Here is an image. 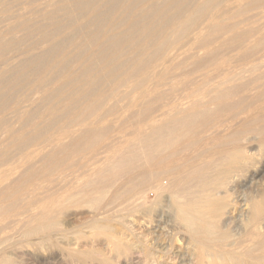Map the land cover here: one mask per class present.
<instances>
[{"label":"bare ground","instance_id":"6f19581e","mask_svg":"<svg viewBox=\"0 0 264 264\" xmlns=\"http://www.w3.org/2000/svg\"><path fill=\"white\" fill-rule=\"evenodd\" d=\"M24 1V0H23ZM45 1V0H44ZM44 1H41V3H43ZM49 1H53V0H49ZM57 1V0H56ZM59 2L61 1V4L62 2L63 3H67L66 5H70L71 7H73V10L74 9H77L78 8H74V7H81L83 6V4L85 5V7L83 9H86L87 11H90L93 10V12L96 13V15L98 16L99 14L103 15L104 12L106 11H109L111 10V15L113 12H115L114 10H117L118 7H121L119 6L124 0H108V1H104V3H98L94 0H58ZM99 1V0H98ZM130 1V0H129ZM135 2H137L136 0H134ZM141 1V0H140ZM150 0H148V3H149ZM227 1V0H226ZM232 1V0H231ZM239 1V0H236V2ZM256 0H251V4L249 3V5L251 6L252 5V2H255ZM260 1V0H257V2ZM262 1V0H261ZM20 2V1H19ZM19 2H17L19 4ZM29 1H26L25 3H28ZM54 2V1H53ZM95 2V3H94ZM144 2V0H143ZM224 2V0H153L152 2H150L149 5H146V6H149L150 9H147V13L146 11H144V13H146L144 15V17H148L147 20H149V18H153L152 20H149V21H145L143 22L142 19L140 20L139 17V21L136 22V19H135V23L134 25H131L132 22H130L131 24L128 26H125L124 29L122 30H118L120 28H115L113 30H110L107 34V36L105 37H102L98 32V35H100L102 38H99V40L96 41L95 37L90 35L89 37H94L93 40L95 41H92V38L90 41L92 42H95V46L93 47L94 49L92 48H89L87 45L88 43H86V46L88 47L86 49L83 48V44H82V48H83V51L81 49V53H80V56H79V53L78 54H73L74 56L73 57H77L79 56L80 61L78 63L77 66H75L71 72H70V78L72 79L73 81V77L75 75H81L82 72L84 70L87 69V64L89 66V69L87 70L88 72L90 71V69H92V66L94 68V65H91V63H93L92 61H95L96 60H93L94 57L99 54L100 51L101 52H104V51H107L104 50L102 51L103 49L105 48H108V51L109 50V47H113L112 48V51H110L109 53L113 52V49H117V52L119 51V54L123 52V54H126L124 53L125 52V45H128L126 43H129V45L131 46H136L140 44L143 45V51L147 52L146 49H149V48H152L153 51H151V54L148 56L146 55L147 59L148 57L150 58V61L151 60H157V58L162 55V53H164V51L166 52L167 50H165L168 45H171V43L174 45L173 42L171 41H175V39L177 38H180L182 36H184L185 34L188 36V39L192 38V41L193 39H200L201 37H203V34L201 33V29L200 31L198 29H196L195 27L197 26L198 27V24H199V28L202 27L200 26V24H204L203 20L205 17H207V15H209L210 11L212 8H214L215 6L217 7L218 4ZM228 2V1H227ZM240 2V1H239ZM244 2V1H243ZM242 2V4H243ZM250 2V1H249ZM22 3V2H20ZM33 3V2H32ZM47 3V0L46 2ZM51 2H49L48 4H50ZM92 3V4H91ZM94 3V4H93ZM98 3V4H97ZM125 3V2H123ZM129 3V2H128ZM238 3V2H237ZM245 3V2H244ZM248 3V2H247ZM246 3V4H247ZM258 3H261V2H258ZM16 4V5H18ZM46 4V6L48 5ZM97 4V5H96ZM135 4V3H133ZM231 4V3H230ZM230 4L226 3L224 4L223 7L226 6H229ZM234 4V3H233ZM241 4V5H242ZM242 5L244 7H246L245 5ZM256 4V3H255ZM14 5V4H13ZM30 5V4H28ZM41 5V4H40ZM39 5V6H40ZM53 5V3H52ZM87 5V6H86ZM132 5V4H131ZM137 5V3H136ZM144 5V3H143ZM142 5V6H143ZM248 5V4H247ZM263 4H261L262 6ZM15 6V5H14ZM25 6V4H24ZM50 6V9H49V12H51V5ZM63 7V5H61ZM140 6V5H139ZM142 6H141V10L142 9ZM144 6V7H146ZM236 6V5H234ZM234 6H232L234 8ZM250 6H248L247 8H249ZM254 6V5H253ZM252 6V7H253ZM258 6V4H257ZM256 6V7H257ZM260 4H259V7H261ZM23 5L20 7L22 9ZM53 7H56V5L54 4ZM59 7V6H57ZM127 7V5H126ZM132 7V6H131ZM229 10H231V8ZM237 7V6H236ZM235 7V8H236ZM241 7V6H239ZM264 7V5H263ZM18 8V7H17ZM17 8H14V12L15 9ZM18 8V10L20 9ZM34 7H32V9L30 8V11L33 10ZM44 8V6H43ZM60 8V7H59ZM65 8V7H64ZM63 8V9H64ZM222 8V7H221ZM227 9V7H225ZM232 8V9H233ZM9 9V8H8ZM24 9V8H23ZM40 11H41V6H40ZM55 9V8H54ZM52 9V10H54ZM62 9V8H60ZM62 9V10H63ZM69 9V8H68ZM71 9V8H70ZM69 9V10H70ZM120 9V8H119ZM146 9V8H145ZM223 9V8H222ZM220 9V10H222ZM225 10H222V12H224V14H226L225 12H227ZM237 9V8H236ZM235 9V10H236ZM241 8H239L240 10ZM252 9V8H251ZM11 10V9H10ZM25 10V9H24ZM43 10V9H42ZM45 10V8H44ZM43 10V14L45 13ZM57 10V9H56ZM61 10V13H65V19L67 18V12H63ZM66 10V9H65ZM76 10V11H77ZM113 10V12H112ZM126 10L124 7H123V10L121 9L120 12ZM129 10V9H127ZM132 10V8L130 9V11ZM21 11V10H20ZM29 10L27 9V12ZM29 11V12H30ZM80 11V9H79ZM87 11H85V14L88 13ZM247 11V10H245ZM22 12V11H21ZM34 12V11H33ZM42 12V11H41ZM48 11H46L47 13ZM47 13V14H52V13ZM59 11H56L55 15L56 14H59L57 13ZM71 12V11H70ZM82 12V11H81ZM119 12V13H120ZM220 12V11H219ZM241 12V11H240ZM11 15H12V11L10 12ZM17 13H20L17 11ZM35 13V12H34ZM32 13V14H34ZM40 13V12H39ZM69 13V12H68ZM74 13V11H73ZM83 13V12H82ZM94 13V14H95ZM118 13V15H119ZM128 15L129 14V11L126 12ZM125 13V14H126ZM132 13H133V10H132ZM134 13H136L134 11ZM213 13V12H212ZM229 13V12H228ZM227 13V14H228ZM236 13V11H235ZM235 13L233 14V16H235ZM238 13V12H237ZM36 14V13H35ZM47 14L45 16H47ZM76 14V12H75ZM78 14V13H77ZM76 14V16H77ZM93 14V13H92ZM93 14L92 18L95 16ZM114 14V13H113ZM124 14V13H123ZM124 14V15H125ZM126 14V16H127ZM214 14V13H213ZM223 14V15H224ZM23 15V14H22ZM60 15V14H59ZM58 15V16H59ZM70 15V14H68ZM88 15V14H87ZM117 15V14H116ZM133 15V14H132ZM139 15V14H138ZM136 14H134L133 16H138ZM142 15V16H143ZM10 16V15H9ZM8 16V17H9ZM15 16V15H14ZM52 16V15H50ZM75 16V18H76ZM84 16V15H83ZM91 16V15H90ZM100 16V15H99ZM98 16V17H99ZM126 16L125 17V21L126 20ZM215 16V15H214ZM218 16V15H216ZM220 16V15H219ZM22 17V16H21ZM36 17V21H37V15L34 16ZM56 17V16H55ZM71 17V16H70ZM78 17H82L80 15V12H79V15ZM101 17V16H100ZM128 17V16H127ZM132 17V16H131ZM6 18V17H5ZM12 19V17H10ZM15 18V17H14ZM57 18V17H56ZM60 18V17H58ZM62 18V17H61ZM91 18V17H89ZM88 18V19H89ZM91 18V19H92ZM104 19H106V17L102 16V20L101 18L98 20H101L103 21V24L105 25V22H107V20L104 22ZM110 18V17H109ZM112 18V17H111ZM116 18V17H115ZM119 18V17H118ZM135 18V17H134ZM137 18V17H136ZM210 18V17H209ZM208 18V20H209ZM226 18V17H225ZM9 18H7L8 20ZM10 19V20H11ZM26 19V18H25ZM31 19V18H30ZM29 19V20H30ZM42 19V18H41ZM53 19V18H51ZM50 19V20H51ZM55 19V18H54ZM64 19V18H63ZM62 19V20H63ZM117 19V18H116ZM145 19V18H144ZM207 19V18H206ZM205 19V22L208 21ZM228 19V18H226ZM259 19V18H258ZM57 20V19H55ZM69 20V19H68ZM78 20V19H77ZM87 20V19H86ZM96 20H97V17H96ZM94 20V21H96ZM253 20V19H252ZM4 21V20H3ZM24 21V20H23ZM32 21V20H30ZM71 21V20H70ZM72 21H76V20H72ZM93 21V20H91ZM101 21H99V24L101 25ZM114 21V20H112ZM111 21V22H112ZM117 21V20H115ZM123 20H119L118 22H122ZM225 21V20H223ZM54 22V21H53ZM62 22V21H61ZM81 22V21H80ZM98 22V21H97ZM97 22H95V24H97ZM110 22V21H109ZM124 22V21H123ZM210 22V21H209ZM256 22V21H255ZM21 23V21L19 22ZM24 23H27L28 24V21H24ZM37 23V22H36ZM52 24V22H50ZM85 24V22H83ZM90 23V21H89ZM93 23V22H91ZM128 23V22H127ZM207 23V22H206ZM59 24V23H56V25ZM64 24V23H63ZM71 24V23H70ZM82 24V23H81ZM98 24V27L97 25L95 26L94 24H92L93 26L99 28V25ZM107 24V23H106ZM111 24V23H108V25ZM113 24H116L117 23H113ZM119 24V23H118ZM124 24V23H123ZM122 24V25H123ZM210 24V23H209ZM237 24V23H236ZM22 25V24H20ZM26 25V24H25ZM40 25L39 28H44L42 27L41 25H43V22L42 24H38V26ZM53 25V24H52ZM66 25V23H65ZM68 25H69V21H68ZM73 25V24H72ZM90 25V24H89ZM91 25V27H92ZM103 25V27H105ZM112 25V24H111ZM110 25V26H111ZM214 25V24H213ZM16 26V25H14ZM13 26V27H14ZM19 26V24L17 25ZM37 26V27H38ZM54 26V25H53ZM61 26V25H59ZM63 26V25H62ZM61 26V27H62ZM78 26V25H77ZM83 26V25H81ZM115 26V25H114ZM112 26V28L114 27ZM138 26V28L136 27ZM206 26V24H205ZM222 26L225 27V25L223 24ZM227 26V25H226ZM45 27H48L45 26ZM58 27V25H57ZM60 27V28H61ZM63 27H66L67 28V25L66 26H63ZM76 26H74L75 28ZM85 27V25H84ZM136 27V28H134ZM214 27V26H213ZM220 27V26H219ZM245 27V26H244ZM33 28V27H32ZM55 28V26H54ZM73 28V29H74ZM77 28V27H76ZM79 28V26H78ZM111 28V27H110ZM109 28V29H110ZM223 29V27H220ZM219 28V29H220ZM228 28V27H227ZM226 28V30H227ZM232 28H234L232 26ZM231 26L229 29H232ZM34 29V28H33ZM51 29V28H50ZM49 29V30H50ZM57 31L56 32H59L60 30L62 29H59L56 28ZM55 29V30H56ZM65 29V28H63ZM72 29V28H71ZM72 29V30H73ZM83 29L80 27V30ZM91 31L88 32V34L86 35H89V33H92V28H90ZM96 29V28H95ZM104 29V28H103ZM196 29V30H195ZM222 29L221 32H222ZM228 29V30H229ZM43 30V29H42ZM41 30V31H42ZM54 30V31H55ZM59 30V31H58ZM68 30V29H67ZM78 30V29H77ZM80 30L76 31V30H73L75 33H80ZM94 30V29H93ZM118 30V31H117ZM136 30V31H135ZM198 30V31H197ZM205 30V29H204ZM208 30V29H207ZM215 30V29H214ZM224 30V29H223ZM226 30H224L226 32ZM227 30V32H228ZM233 30V29H232ZM33 31V30H32ZM45 31V30H44ZM72 31V33H73ZM98 31V29H97ZM106 31V29H105ZM117 31V32H116ZM135 31V33L137 32L139 35L141 34V38L137 41H132V38L134 36H131L132 34H129V33H133ZM195 31V32H194ZM197 31V32H196ZM218 31V29L216 30ZM258 33L259 30H257ZM256 31V33H257ZM261 31V30H260ZM29 32V30L27 31ZM36 32V33H34ZM34 35L37 34L40 38V35L37 33V31H34ZM63 32V31H62ZM68 32V31H65V33ZM70 32V30H69ZM86 32V33H87ZM203 32V31H202ZM211 33V30L209 29V31ZM207 32V33H208ZM221 32L219 33L221 35ZM250 32V31H249ZM13 33V32H11ZM26 33V32H25ZM40 33V32H39ZM42 33V32H41ZM45 32H43V34L41 35V37H43ZM48 35L51 36V34H49V32H47ZM45 33V34H47ZM61 33V32H59ZM82 33V31H81ZM85 33V32H84ZM144 33H145V36H144ZM204 33V32H203ZM218 33V32H217ZM229 33V32H228ZM252 33V32H251ZM251 33L249 36H246L248 38L245 37V41L246 39L248 40L249 37L251 36ZM254 33V32H253ZM252 33V34H253ZM256 33L255 35L253 34V36L255 37L256 36ZM31 34V32H30ZM29 33L27 34L30 35ZM64 34V33H63ZM97 33H94V35H96ZM137 34V35H138ZM190 34H193L190 36L189 38V35ZM213 34V33H212ZM223 34V33H222ZM261 34V33H260ZM33 35V36H34ZM53 35L54 37L57 35H55V32H53ZM59 35V34H58ZM70 35V34H68ZM72 35H76V34H72ZM81 35V34H80ZM85 35V34H84ZM85 35V36H86ZM207 35V34H206ZM46 36V35H45ZM78 36V35H77ZM83 36V34L81 35ZM80 36V37H81ZM136 36V35H135ZM208 36H209V33H208ZM219 36V35H218ZM233 36H237L235 33ZM2 37V35H1ZM14 37V36H13ZM53 37V38H54ZM61 37V36H60ZM73 37V36H72ZM84 37V36H83ZM137 37V36H136ZM139 37V36H138ZM205 37V35H204ZM213 37V36H211ZM220 39L222 37L219 36ZM232 37V36H231ZM231 37H230V40H231ZM30 38V37H29ZM47 38V37H46ZM52 38V36H51ZM65 40L68 38L67 36L64 37ZM64 38H59L57 37L56 39L54 38L53 40L55 41H52L51 44H45V45H41L39 44V47H36V49H25V50H22L20 51L19 53H13V52H10V51H13L11 48L15 49L13 46L16 45L17 43V40L13 39V38H10L8 39L5 43H3V45L0 47V57L3 56L4 54H6V57H4L1 62H0V81L1 80H4L3 78V75L5 73H10L11 72V68H9V65H15V64H19V62L25 57H32L33 59H31V61H34L30 66L29 68H26L24 70L21 69V73L17 76H14L13 75V78L10 79L8 82L11 83V84H18L20 82H22L24 79H26V75L27 76L29 75H34L35 73H38V74H42V72H44L43 68H45V63L47 64V59L44 60V57H42L44 55V53H46V51H49V50H52L54 52V54L59 50L60 51V42L61 43H65L63 40ZM76 38V36H75ZM79 38V37H78ZM85 38V37H84ZM82 38V39H84ZM206 38V37H205ZM241 38V37H240ZM256 38V37H255ZM253 38V39H255ZM4 39L1 38L0 41L2 42ZM6 39V38H5ZM69 39V38H68ZM72 38H70V41H71ZM131 39V40H130ZM181 39V38H180ZM179 39V41H180ZM41 40V39H40ZM44 40V39H43ZM48 40H50L48 38ZM74 40V39H72ZM86 40V39H85ZM178 40V39H177ZM176 40V41H177ZM191 40V39H190ZM202 40V39H201ZM211 40V38H210ZM228 40V38L226 39ZM224 39V41H226ZM250 40V39H249ZM24 41V40H23ZM36 41V39H35ZM42 41V40H41ZM47 41V40H46ZM67 41V40H66ZM78 41V40H77ZM192 41H190L192 43ZM203 41V40H202ZM201 41V43H202ZM222 41V42H224ZM233 41V40H232ZM243 41V42H245ZM251 41V40H250ZM27 42V41H26ZM24 42V43H26ZM72 42V41H71ZM80 42L81 44V41H78V43ZM87 42V41H86ZM89 42V41H88ZM171 42V43H170ZM207 42V40L205 41ZM229 42V40H228ZM253 42V41H252ZM256 42H257V45H252V48L253 46L254 47H257L261 44H264V34L259 37L256 38ZM21 43V42H20ZM30 43V42H29ZM32 43V42H31ZM37 43V42H36ZM43 43V42H42ZM47 43V42H46ZM85 43V42H84ZM200 43V42H199ZM208 43V42H207ZM210 43V42H209ZM240 43V42H239ZM242 43V42H241ZM255 43V42H254ZM38 44V43H37ZM90 44L92 45V43L90 42ZM123 44H125L123 46ZM177 44V42H176ZM181 44L182 42L179 44V49L181 47ZM224 44V43H223ZM228 44V43H227ZM230 44V43H229ZM235 44V43H233ZM18 45V44H17ZM23 46H25V44H22ZM31 45V44H30ZM34 45V44H33ZM66 45V43L64 44ZM62 45V46H64ZM72 45V44H71ZM70 45V46H71ZM77 46V44H75ZM128 45V46H129ZM178 45V44H177ZM225 45V44H224ZM251 45V43H250ZM20 46V45H19ZM48 46V49L45 50ZM67 46V45H66ZM69 46V45H68ZM67 46V47H68ZM74 46V47H76ZM80 46V45H79ZM90 46V45H89ZM131 46H129V49L131 48ZM172 46V45H171ZM197 46V45H196ZM201 46H203V44H201ZM206 46V44H205ZM221 46V45H220ZM223 46V45H222ZM230 46V45H229ZM26 47V46H25ZM78 47V46H77ZM92 47V46H91ZM174 47V46H173ZM176 47V46H175ZM191 47V46H190ZM189 47V49H190ZM204 47V46H203ZM202 47V48H203ZM207 47V46H206ZM20 48V47H19ZM22 48V47H21ZM72 50L74 49L73 46H71ZM79 48V47H78ZM124 48V50H123ZM142 47H140L141 49ZM171 48V47H169ZM197 48V50L199 49L198 47H195V49ZM205 48V47H204ZM203 48V49H204ZM77 49V48H76ZM74 49V51L76 50ZM80 49V48H79ZM128 49V47L126 48V50ZM128 51H132L133 49H130ZM134 49H136L134 47ZM138 49V48H137ZM136 49V50H137ZM139 49V50H140ZM168 49V48H167ZM17 51V49H15ZM68 49L66 48L65 50V54L58 58L57 61H53L52 64L49 66V69L52 70L51 71V74L53 73L54 69H59L60 68V72H62L63 70L61 69H64V65L66 64L65 62H68V60L71 58V56H69V52H72L71 49L70 51L67 53ZM88 52H87V51ZM141 50V51H142ZM171 50V49H169ZM168 50V51H169ZM174 50V49H173ZM172 51H169V52H173ZM194 50V49H193ZM201 50V49H199ZM198 50V51H199ZM206 50V49H205ZM221 50H222V47H221ZM220 50V51H221ZM245 50V48H244ZM56 51V52H55ZM107 51V52H108ZM116 51V50H115ZM127 51V53H128ZM142 51V52H143ZM179 51V50H178ZM181 51V50H180ZM195 51V50H194ZM216 51V50H215ZM260 51V50H259ZM13 53V54H10V53ZM76 52V51H75ZM73 52V53H75ZM77 52H78V49H77ZM76 52V53H77ZM96 52V53H95ZM100 52V53H101ZM133 52V51H132ZM131 52V54H132ZM138 52V50H137ZM140 52V53H142ZM209 52V51H208ZM218 52V51H217ZM223 53V51H221ZM9 53V55H7ZM52 53V52H51ZM61 53V52H60ZM144 53V52H143ZM167 53V52H166ZM165 53V54H166ZM200 54V51L198 52ZM221 53V54H222ZM53 54V55H54ZM72 54V53H71ZM116 54V52H115ZM118 54V53H117ZM115 55L116 57L118 55ZM134 54V52H133ZM148 54H149V51H148ZM192 54V53H191ZM208 54H211L210 52ZM107 55V53H106ZM110 55V54H109ZM140 55H144L145 54H140ZM177 55V53H176ZM195 56V53L192 54ZM198 55V54H197ZM201 55V54H200ZM262 55V54H261ZM101 56V55H100ZM114 55H111V57L113 59H115L113 57ZM122 56V55H121ZM143 56V57H144ZM168 56V54H167ZM172 56V55H171ZM217 56V54H216ZM22 57V59H20ZM42 57L43 58V61H42V58L40 61L39 58ZM120 57V55H119ZM128 57V56H127ZM145 57V58H146ZM165 57V56H164ZM163 57V58H164ZM213 57V56H212ZM262 57V56H261ZM52 58V57H51ZM74 58V59H75ZM78 58V59H79ZM98 58V57H97ZM100 58V57H99ZM111 58V59H112ZM123 58V57H122ZM121 58V59H122ZM142 59V56H139L137 57L136 55V59ZM177 58V56H176ZM199 58V55L197 57V59ZM200 58H203L200 56ZM77 59V60H78ZM101 59V58H100ZM111 59H108L109 61ZM127 59V58H126ZM132 59V58H130ZM129 59V60H130ZM134 59V58H133ZM161 59V58H160ZM169 59V58H168ZM167 59V60H168ZM175 59V58H174ZM214 59V58H213ZM216 59V58H215ZM221 59V58H220ZM26 60V59H25ZM28 60V59H27ZM76 60V59H75ZM103 60V59H101ZM105 60V59H104ZM116 60L117 63L116 65L120 66V64L122 62L119 61V59L117 58ZM145 60V59H144ZM163 60V59H162ZM166 60V61H167ZM186 60V59H185ZM203 59H200V63L202 62ZM217 60V59H216ZM124 61H126L124 59ZM123 61V62H124ZM133 61V60H131ZM135 61V60H134ZM133 61V63H134ZM138 61V60H136ZM135 61V62H136ZM143 61V60H142ZM149 61V62H150ZM194 61V60H193ZM192 61V62H193ZM204 61H205V58H204ZM24 62V61H23ZM28 62V61H27ZM50 62V61H48ZM103 62V61H102ZM108 61H104L105 64H107ZM111 62V61H110ZM141 62V61H140ZM146 62V60H145ZM159 62V61H158ZM206 62V61H205ZM51 63V62H50ZM98 62L95 63V67H96V64ZM131 63V64H133ZM137 63V62H136ZM142 63V62H141ZM144 63V62H143ZM147 63V62H146ZM152 63V62H150ZM149 63V64H150ZM163 63V62H162ZM195 65H196V62H194ZM193 63V64H194ZM26 64V63H25ZM126 64V63H125ZM129 64V63H128ZM128 64H126L127 66H129ZM130 64V65H131ZM148 64V63H147ZM215 64V63H214ZM259 64V63H257ZM256 64V65H257ZM68 64H66L65 66L67 67ZM108 65V64H107ZM110 65H112L110 63ZM115 65V64H114ZM112 65L114 68L115 66ZM135 65V64H133ZM137 65H140L139 63H137ZM136 65V66H137ZM202 65V63H201ZM251 65V64H250ZM63 66V67H62ZM98 66V64H97ZM110 66V67H112ZM124 66V63L123 65ZM125 67V68H129V67ZM143 66V65H141ZM140 66V67H141ZM144 66L146 67V65L144 64ZM143 66V67H144ZM163 66V65H162ZM196 66H199L196 65ZM206 66V64H205ZM249 66V65H248ZM24 67V66H23ZM47 67V66H46ZM86 67V69H84ZM102 67V65L100 66ZM107 67V66H106ZM108 67V68H110ZM111 68V69H114V68ZM121 67V66H120ZM120 67L117 68L118 70H120ZM139 67V68H140ZM144 67V68H145ZM148 67V66H147ZM158 67L160 68L161 66L158 65ZM207 67V66H206ZM254 67V66H253ZM70 68V67H68ZM72 68V67H71ZM98 68V67H97ZM105 68V67H103ZM123 68V67H122ZM124 68V69H125ZM131 68V67H130ZM138 68V66H137ZM136 68V69H137ZM138 68V69H139ZM156 68V67H155ZM198 68V67H197ZM204 68L203 66L201 67V69ZM255 68V67H254ZM96 69V68H95ZM101 69V68H100ZM110 69V70H111ZM123 69V71H124ZM135 68L133 69L134 71L136 70ZM136 70V71H139L140 70ZM151 69V67L149 68ZM157 69V68H156ZM199 69H200V66H199ZM253 69V68H252ZM251 69V70H252ZM256 69V68H255ZM16 70V69H15ZM24 70V71H23ZM66 70H69V69H66ZM66 70L65 73H66ZM93 70V69H92ZM97 70V69H96ZM99 70V68H98ZM97 70V71H98ZM104 70V69H103ZM115 70V69H114ZM132 70V74L133 73H136V71L134 72ZM143 72H144V69H142ZM161 70V68H160ZM165 70V69H164ZM234 70V69H233ZM250 70V69H248ZM58 71V70H57ZM87 71H84V75L86 74L85 72ZM94 71V70H93ZM106 71V70H105ZM112 71V70H111ZM122 71V72H123ZM126 71V70H125ZM129 71V70H128ZM146 71H147V68H146ZM146 71L144 72V74L146 73ZM196 71V70H195ZM194 71V72H195ZM218 71V70H217ZM241 72V70H239ZM47 72V71H46ZM55 73L54 74V77L56 76V71H54ZM59 72V71H58ZM100 72H103L105 73L104 71H100ZM121 72V71H120ZM130 72L128 73V75H130V77L132 76H135L130 74ZM142 72V71H141ZM140 72V73H141ZM163 72V71H162ZM233 72V71H231ZM244 72V71H243ZM247 72V71H246ZM250 72V71H248ZM64 73V74H65ZM81 73V74H79ZM98 73V72H97ZM107 74H104L105 77H107L106 75H108L109 72H106ZM116 73V72H115ZM125 73V72H124ZM138 73V76L139 74ZM165 73V72H164ZM163 73V75H164ZM205 73V72H204ZM235 73H238L235 72ZM264 73V72H263ZM49 74V73H48ZM59 74V73H57ZM102 74V73H100ZM147 74V73H146ZM145 74V75H146ZM157 74V72H156ZM228 74V73H227ZM240 74V73H239ZM238 74V75H239ZM251 73H249L250 75ZM61 75V74H60ZM89 76V73L86 74ZM90 75H91V72H90ZM92 75H94V73H92ZM119 77H120V74H118ZM117 75V77H118ZM125 79L126 80L128 77H127V74H125ZM132 75V76H131ZM137 75V74H136ZM142 75V74H141ZM144 75V76H145ZM150 74H148L147 76H149ZM169 75V74H168ZM225 75V74H224ZM236 74V76H238ZM248 75V76H249ZM6 76V74L4 75V77ZM45 76V75H43ZM47 76V74H46ZM50 75H48L47 77L50 79L49 77ZM83 76V75H81ZM104 76L102 77V75L100 76H96V77H100L99 80L101 81L102 78H104ZM115 76V74H114ZM145 76V77H147ZM158 76V74H157ZM157 76H155L157 78ZM166 76V75H165ZM223 76V75H222ZM221 76V77H222ZM242 76V75H241ZM244 76V74H243ZM259 76V75H258ZM262 76V74H261ZM260 76V77H261ZM33 77V76H32ZM36 77V76H35ZM38 77V76H37ZM58 77V75H57ZM62 77V76H61ZM59 77V78H61ZM80 77V76H79ZM77 77V78H79ZM85 77V76H84ZM82 77V78H84ZM110 77V76H109ZM118 77V78H119ZM127 77V78H126ZM218 77V76H216ZM220 77V75H219ZM218 77V78H219ZM225 77V76H224ZM229 77V75H228ZM231 77V76H230ZM223 79V80H219L217 82V85L216 86H213V93H212V96H207V97H211L210 99V103L212 105V101H216V100H220V102L218 103H215L216 105L215 106H210V105H207V102H204V101H197L195 103H192L190 105V102L188 103V107L186 106L183 110H179L177 112H174L173 114H169V116H165L166 113L164 112H167V111H164L162 113H158L156 117H152L151 121H149V123L147 124L146 127H143V128H140V131L138 134V136L136 135H133V136H136L132 141L130 139L129 143L125 142L128 146L126 147H123L122 144L121 146L123 147L122 150H115L116 152H112L111 155L109 156H106V158L104 159L103 156L101 159H104L103 162V166L102 167H93L94 170L92 169V166L91 164L90 167H91V172L85 177H81L80 180L77 179V181L74 182L73 186L70 187V190L68 188L67 191H64V194L62 196H58L59 198L57 200H53V202H51L50 205H45V206H40V208H33L32 207L34 206H31V203L32 202H35L39 204V201L41 202H45L44 200V196H46L47 194L51 193L50 192V189H51V183L57 179V177L59 175H57V177L53 175H56L57 173H61L62 171H65L66 168H64V166L62 165V162L65 163V159L66 157L69 158L71 155L73 156V153H75V151H78V150H82V148L84 147H89L90 146H94L96 145L97 143H102L104 142L105 140H103L105 137H106V131L107 130H110V129H115V128H112L115 127L114 126V123L112 122H109V124L107 125V122H105V124H101L100 123V119H97V120H87L89 119V117L86 119V121H88V123L85 122V124H81L79 126H76L77 127H74L72 130H70L68 132V134H63V138L64 139H61L57 140V137L56 136L54 138V136H52L53 132L50 134L49 132V135H47V122L42 120L40 117V109H41V106L43 105V103L46 101V100H49L51 101L50 99L54 98L53 95H56L57 96V93L56 91H58V89H60L62 86H63V83H62V86H60V88H57V90H53L52 88V91L51 92H44L45 94H42L41 96H36L35 100H33L32 102H29L28 104L26 105H23V106H19L17 107L15 105L16 101L13 102V100L17 97V92L18 91V87H15V89L11 90L14 86H12V88H10V94H7V90L5 92V90H1V93L5 92L6 94L3 95V97L5 96V100L4 101H0V125H2V123L6 125H9L7 124V120H12V121H15V122H18L19 124L21 123H26V122H31V126L32 128L28 129L26 131L25 134H21L22 136H17L16 139H15V143L18 145V146H21L20 148H23L22 146H30L31 145V148L29 149V147H26L28 148L26 151V157L27 159L23 162V160H18V161H22L19 163V165H14L16 161V158H14L15 160L13 165L9 162V164L6 165L7 161L11 160L10 156L9 157V160H3V157H2V153L0 154V166L2 165H6L5 168H0V264H18L17 262V258H19L20 254H27L28 256L29 255H32V256H37L38 254L42 253V255H44V257L46 258H50L52 255H61V252L63 253V251L65 252V250H63L64 248H62V251H60L56 245V242H59V240L61 239H64L68 236V234L70 233V230H71V227H68L65 225L64 227V223L62 224V220L59 218L60 215L62 214L63 215V209L66 208V206L68 207V205H74V206H78V207H81L85 213H87V217H89L88 221V225L89 227L93 228L94 230H96L98 233H100L102 236H104L103 239H105V241L107 242L106 244H108L109 246V251L112 253L113 255V258H114V255L117 256L118 258L120 257H125V258H130L131 256H133L132 254H135V253H138V249H134L132 248V240L129 241V239L127 238V234L128 233H124V226L121 225V223H124L125 220L123 221L122 219V222H119L118 224H116L118 221L115 220V222H113L111 219H110V216L108 214V207L110 205H112L114 203V201L117 199L119 200L120 199H129L130 202H127V204H129L128 206H131V209H134L135 207H137V205H139V207L141 206L142 210L141 212L143 213V215H145L146 217L148 218H151L152 216H155V217H163V216H166V217H169L170 220H172V222L174 221L175 224L177 225H180L182 228H183V231L181 232L182 236L185 237V239L188 241L189 245H190V248H189V257L186 258L187 261L189 264H264V193H261L260 191H256L257 193H253V192H249L250 194H248L246 197H244L243 199H240V201L238 200V202L236 200H231V199H225L227 197L224 198V196H220V198H218L217 194H220L221 191L225 190V193L224 194H227L226 193V189H223L221 191H219V189L217 188H221V187H225V185H229L231 186L230 184L236 182V179L239 178H243L245 176V174L243 173H247L248 171H250V169L254 168V166L256 165V161H257V158L259 157H262V154H264V140L261 141V140H257V136L258 134L256 135V137H254L252 140H254L258 147H260V150H261V153L260 154H253L251 151L250 152V146L251 145H254V144H248L247 145V142L245 143H241L240 140H245L244 138H242V136H240V134L238 133H235L233 132L232 135L230 136V138H234L233 141H230L228 142L227 144L223 145V148L218 150L217 151V154L216 156H214L215 158L212 159L213 161H211L210 159V164H212L213 168H209V173L212 169H215L214 171L216 172L215 174V177L218 176L215 180V183L212 181V178L214 176H212L211 178V181L210 179L208 180L206 177H200L203 175V173L201 175H198L196 172V166L198 164L196 163V166L192 169L193 170H190V164L188 163L189 166V170L191 172H194L195 174H197L196 176L200 177L199 179H197V187L195 190L198 189H201L203 191V189H205L207 186L211 185L209 189H217L218 190V193H216V196H215V192L214 194H211L210 195V198L212 195H214L215 197H217V199H215L214 197L213 198H207L209 196V189L207 191L206 194L204 193H199V195L197 193H192V192H188L186 191L187 189L185 188L186 184H188V182L185 183L186 180H184V177H182L183 175L180 176H176V175H173V170L174 168H178L177 170H180V166L181 165H178L179 167L175 166V160L174 158L177 157L178 155H182V153L186 150L187 152H190V148L189 146L193 145V143L195 145H193V148L195 146H197L196 142H198L201 137L199 138H196L198 139V141H190V137L191 135H194L195 133L198 132V130L200 129V131L202 130L201 128L203 127H206V125L209 127V124L208 122L210 121L211 118H214L217 117V114L219 113V115L223 112H220L221 111V107L219 108L221 102H223L225 99L229 98V97H233V95L236 94L237 91H240L241 92L244 90L243 89V86H246L247 85V82L246 80H239L237 81L236 79ZM235 77V75L233 76V78ZM260 77H256L257 79L260 78ZM264 76H262L261 78H263ZM30 80L31 78L28 77ZM42 77L40 76V79ZM48 78L46 80H48ZM87 78V77H86ZM86 78L84 79H80L81 80H85ZM140 78V77H139ZM137 78V79H139ZM144 79V77H142ZM159 78V76H158ZM244 78V77H243ZM249 79V77H247ZM28 79V80H29ZM36 79V78H35ZM38 79V78H37ZM43 79V78H42ZM52 79V78H51ZM90 79V78H89ZM93 79V78H92ZM110 79H113L112 77ZM131 79V78H129ZM128 79V80H129ZM148 79V78H146ZM165 79V78H164ZM167 79V78H166ZM220 79V78H219ZM257 79H253L254 81H259ZM33 80H34V77H33ZM45 80V78H44ZM45 80V81H46ZM96 82L98 80L94 79ZM98 80V81H99ZM122 80V79H121ZM161 80V79H159ZM195 80V79H194ZM206 81V79H204ZM203 80V81H204ZM253 80H250L251 82ZM263 80V79H262ZM32 81V80H31ZM30 81V82H31ZM35 81V80H34ZM50 81V80H49ZM56 81V80H55ZM92 81V80H91ZM105 81V78L104 80L102 79V82ZM113 80H111L112 82ZM123 81V80H122ZM146 81V80H145ZM148 81V80H147ZM146 81V82H147ZM157 81V80H156ZM204 81V82H205ZM208 81V80H207ZM264 81V80H263ZM33 82V81H32ZM31 82V83H32ZM53 82V80L51 81V83ZM58 82V79L57 81ZM74 82V81H73ZM86 82V81H85ZM89 82V80L87 81ZM93 82V81H92ZM93 82V83H94ZM108 82V81H107ZM132 84L133 82L130 81ZM129 82V83H130ZM135 82H139V81H135ZM171 82V81H169ZM1 83V82H0ZM24 83V81L22 82ZM21 83V85H22ZM26 83V81H25ZM38 83V81H36V84ZM41 83V82H39ZM50 83V84H51ZM55 83V82H54ZM82 83V82H81ZM84 83V82H83ZM98 83V82H97ZM112 83H115V82H112ZM128 83V82H127ZM143 83V82H142ZM159 83V81H158ZM186 83V82H184ZM209 85H210V82H208ZM212 83V82H211ZM214 83V82H213ZM253 83H256V82H253ZM264 83V82H263ZM13 84V85H14ZM42 84V83H41ZM48 84V83H47ZM66 86L67 83H64ZM74 84V83H73ZM95 85L98 86V84L94 83ZM92 84V85H94ZM111 85V83H109ZM141 84V83H139ZM138 84V87L139 89L141 90V87L140 85ZM146 84V83H145ZM149 84H152L150 83V79H149ZM258 84V82H257ZM260 84V83H259ZM26 84H24V87H28L25 86ZM35 85V84H34ZM33 85V86H34ZM43 85V86H42ZM41 86L42 87H45L44 85L45 84H42ZM49 85V84H48ZM71 85V84H70ZM80 85V84H79ZM78 85V86H79ZM104 85V84H103ZM116 84H114L115 86ZM125 85H128V84H125ZM161 85V84H159ZM168 85V84H167ZM180 85V84H179ZM212 85V84H211ZM250 85V84H249ZM256 85V84H255ZM263 85L262 87H264V84H261ZM10 86V85H9ZM23 86V85H22ZM21 86V87H22ZM36 87H39L37 85H35ZM63 86V87H64ZM72 86V85H71ZM75 86V85H74ZM77 86V85H76ZM78 86L76 87V89L78 88ZM82 86V84H81ZM80 86V88H81ZM84 86V85H83ZM101 86V85H100ZM122 86L124 85H121V88ZM144 85H142L143 87ZM149 85H147L148 87ZM184 86V85H183ZM205 86V83L201 85V87H204ZM208 86V84H207ZM251 86V85H250ZM1 87V86H0ZM22 87V88H24ZM35 87V88H36ZM67 87V86H66ZM93 87V86H92ZM92 87H90V89H92ZM106 87V86H104ZM110 87V86H108ZM116 87V86H115ZM113 87V89L115 88ZM125 87V86H124ZM129 87V86H128ZM134 87H137V85L133 86L132 88ZM137 87V88H138ZM145 87V86H144ZM200 87V88H201ZM249 87V86H248ZM256 88L258 87V85L255 86ZM261 87V86H260ZM6 88V87H5ZM33 87H31L32 89ZM46 88V87H45ZM44 88V89H45ZM65 88V87H64ZM68 88V87H67ZM87 88V87H86ZM84 88V89H86ZM94 88V87H93ZM97 88V87H95ZM112 88V87H111ZM149 88H152V87H149ZM148 88V89H149ZM179 88V87H178ZM242 88V89H241ZM39 88H37L38 90ZM56 89V88H54ZM62 89V88H61ZM60 89V91H61ZM89 89V88H88ZM89 89V90H90ZM124 88L120 89V90H123ZM125 89H127L125 87ZM136 89V88H135ZM183 89V88H182ZM202 89V88H201ZM252 89V88H251ZM255 89V88H254ZM24 90V89H23ZM43 90V89H42ZM51 90V89H50ZM63 90V89H62ZM80 90V89H78ZM100 90V89H99ZM105 90V89H104ZM128 90V89H127ZM176 90V89H175ZM253 90V89H252ZM264 90V88H263ZM13 91V92H12ZM22 91V90H21ZM65 91V90H64ZM93 91V90H92ZM96 91V90H95ZM115 91V89H114ZM117 91V90H116ZM147 91V90H146ZM149 91V90H148ZM207 91V90H206ZM260 91V90H259ZM259 91H255L254 90V94L256 92V96L258 94ZM12 92V93H11ZM41 92V91H39ZM38 92V93H39ZM56 94H55V93ZM100 92V91H99ZM110 92V91H109ZM107 91V93H109ZM133 91L131 90V93ZM138 93V91H136ZM152 92V91H151ZM165 92V91H164ZM193 92V91H192ZM208 92V91H207ZM249 92V91H248ZM9 93V92H8ZM37 91H36V94L38 95ZM62 93V91H61ZM69 93V92H68ZM66 93V94H68ZM92 93V92H91ZM98 93V91L96 92ZM122 93V91H121ZM130 92L127 93V91H124L123 94L127 97H125V99L127 100H124L125 101V104L123 105H126L129 101L128 99V95L131 94ZM140 93V92H139ZM153 93V92H152ZM186 93V92H185ZM210 93V91H209ZM17 94V95H15ZM20 94V93H19ZM22 94V93H21ZM40 94V93H39ZM59 94V93H58ZM70 94V93H69ZM110 94H113V92L111 91ZM108 94V95H110ZM120 93H118L119 95ZM121 94V95H123ZM135 95L138 96V94L134 93ZM134 94L132 96V98L134 97ZM142 94V93H140ZM2 95L0 94V96L2 97ZM61 95V94H60ZM84 95V94H83ZM89 95V94H88ZM88 95H87V98H88ZM105 96H108L106 94H104ZM116 95H117V92H116ZM116 95L114 96V98L116 97ZM143 95V94H142ZM174 95V94H173ZM259 95V94H258ZM19 96V95H18ZM34 96V94H33ZM69 96H72V95H69ZM82 96V94H81ZM85 96V95H84ZM111 96V95H110ZM120 96V95H119ZM130 96V97H131ZM249 96V95H247ZM253 92H250V96L249 97H253ZM52 97V98H51ZM90 97V95H89ZM92 97V96H91ZM112 97V96H111ZM140 97V96H139ZM138 97V98H139ZM198 97V96H197ZM207 97L203 98V99H206ZM243 97V96H242ZM248 97V98H249ZM33 98V97H32ZM61 98V97H59ZM68 98V96H67ZM74 98V97H73ZM72 98V99H73ZM86 98V96H85ZM85 98H82L83 100H85ZM96 98V97H95ZM113 98V97H112ZM111 98V99H112ZM113 98V99H114ZM119 97H116V100L118 99ZM136 98V96H135ZM143 98V96H142ZM244 98H247V97H244ZM1 99V98H0ZM63 99V98H62ZM76 99L78 98H75V101H77ZM90 99V98H89ZM108 99V98H107ZM105 99V100H107ZM121 99V97H120ZM120 99H118L117 101L119 102ZM124 99V97L122 98ZM191 99V98H190ZM196 99V98H195ZM200 99V98H199ZM208 99V98H207ZM239 99H241L239 97ZM253 99V98H252ZM58 100V99H57ZM60 100V99H59ZM58 100V101H59ZM65 100V99H64ZM88 100V99H86ZM93 100V99H92ZM104 100V101H105ZM136 99H132L131 101L132 102H135ZM141 99H139L140 101ZM147 100V99H146ZM181 100V99H180ZM184 100V99H183ZM192 100V99H191ZM197 100V99H196ZM201 100V99H200ZM231 100V99H230ZM237 100V98H236ZM61 101V100H60ZM59 101V102H60ZM68 101V100H67ZM113 101V100H111ZM115 102V103H118V102ZM123 101V100H121ZM120 101V102H121ZM123 101V102H124ZM171 103V100H169ZM174 101V100H173ZM235 101V99H234ZM257 101V100H256ZM57 104L59 102L55 101ZM54 102V104H55ZM70 102V100H69ZM74 103V100L72 101ZM71 102V104H72ZM86 102V101H85ZM107 102H109L107 100ZM106 102V104H108ZM119 102V103H120ZM137 102V101H136ZM142 102V100H141ZM185 102V101H184ZM208 102V104H209ZM227 102V101H226ZM236 102V101H235ZM14 103V104H12ZM63 103H65V101H63ZM98 103L99 102H92V103H88L86 105V110L88 111V113H91V111H94L95 109H97V106H98ZM101 103V102H100ZM110 103V102H109ZM113 102V104H115ZM138 103V102H137ZM179 103V102H178ZM186 103H187V100H186ZM185 103V104H186ZM237 103V102H236ZM250 103V101H249ZM46 104V103H44ZM68 104V102H67ZM78 105V103H76ZM82 104V103H81ZM102 104H104L102 102ZM111 104V103H110ZM109 104V105H110ZM113 104H111L113 106ZM122 104V103H121ZM132 104V103H130ZM139 104V103H138ZM225 104V103H224ZM235 104V103H233ZM238 104L240 105V102L238 101ZM241 104H242V101H241ZM53 105V104H52ZM52 105H49L50 107L49 108H54ZM80 105V104H79ZM84 105V104H82ZM110 105V106H111ZM116 105V104H115ZM113 106L114 108L116 106ZM119 104H117V107H118ZM121 105V106H123ZM129 105V104H128ZM134 105V103H133ZM132 105V106H133ZM141 105L142 103L140 104V110L141 109ZM145 104L143 103L142 107L144 106ZM176 105V104H175ZM174 105V106H175ZM178 105V104H177ZM181 105V103L179 104ZM183 105V104H182ZM228 105V104H227ZM249 105V104H248ZM45 106V105H44ZM47 106V105H46ZM52 106V107H51ZM69 106V105H68ZM108 106V105H107ZM111 106V108H112ZM138 106V105H137ZM134 105V107H137ZM171 106V104H170ZM241 106V105H240ZM250 106V105H249ZM48 107V106H47ZM46 107V108H47ZM57 107V106H56ZM54 108V110L56 109H60V108ZM58 107H60L58 105ZM66 108V106H64ZM69 107H72L69 106ZM74 107V105H73ZM105 107V106H104ZM125 109L128 107L127 106H124ZM131 107V106H130ZM161 107V106H159ZM158 107V108H159ZM163 107V106H162ZM82 109L84 107H81ZM80 108V109H81ZM99 108V107H98ZM111 108H108V109H111ZM114 108L112 110H114ZM121 108V107H120ZM138 108V107H137ZM145 109V106L143 107ZM165 108V107H164ZM173 107H171V110H172ZM225 109H227L226 107H224ZM232 108V107H231ZM239 108H242V107H239ZM244 108V107H243ZM44 109V107H43ZM68 110H71L72 108H67ZM74 109V108H73ZM77 109V108H76ZM84 109V110H85ZM105 109V108H104ZM107 109V108H106ZM104 110L106 111L105 113H107L109 111V113L111 112L110 110ZM118 109V108H117ZM115 109V112L116 110ZM147 109V108H146ZM145 109V111H146ZM46 110V109H45ZM44 110V111H45ZM50 110V109H48ZM52 110V111H54ZM124 110V108H123ZM129 110V109H128ZM135 110V109H134ZM133 110V112H135ZM140 110H138L139 112H141ZM162 109H160L161 111ZM167 110V109H165ZM175 110V109H174ZM177 110V108H176ZM228 110V109H227ZM247 110V109H246ZM58 111V110H57ZM61 111L62 108H61ZM120 111V110H119ZM122 111V110H121ZM150 111H153L152 109ZM155 111V109H154ZM153 111V115H154V112ZM159 111V110H158ZM163 111V110H162ZM49 112V111H47ZM46 112V113H47ZM51 112V111H50ZM55 112V111H54ZM59 112V111H58ZM64 112V111H63ZM72 112V111H71ZM101 112V111H100ZM103 112V110H102ZM113 112V111H112ZM125 112V111H123ZM131 112V111H130ZM138 112V113H139ZM171 112V111H169ZM46 113H43V114H46ZM65 113V112H64ZM69 113V112H68ZM78 113V112H77ZM84 113V112H83ZM82 113V115H83ZM108 113V115H110ZM148 113V111L146 112ZM151 113V112H149ZM47 114H50V113H47ZM60 114V113H59ZM72 114H74V112H72ZM81 114V113H79ZM118 114V113H116ZM120 116L122 117V114L121 112L119 113ZM118 114V115H119ZM135 113H133L134 115ZM54 115V114H53ZM67 115V114H66ZM71 115V114H70ZM88 115V114H87ZM92 115V114H91ZM103 116L105 114H102ZM101 115V116H102ZM106 114V116H108ZM127 116H123V118L125 120H127V118L130 116V114H126ZM141 115V113L139 114ZM144 115V114H143ZM216 115V116H215ZM222 115V114H221ZM220 115V116H221ZM262 115V114H259L258 115V118L259 116ZM62 116V118H69V117H63V115H60ZM59 116V117H60ZM142 116V115H141ZM150 116V115H148ZM146 115V117H148ZM219 116V117H220ZM253 116V115H252ZM264 116V115H263ZM261 116V117H263ZM43 117H45L43 115ZM73 117V116H72ZM71 117V118H72ZM78 117V116H77ZM93 117V115H92ZM133 116H131L132 118ZM143 117V116H142ZM254 117V116H253ZM260 117V118H261ZM50 118V117H48ZM58 118V117H57ZM79 118H80V115H79ZM84 118V117H83ZM91 118V117H90ZM96 118V116H95ZM130 118V119H131ZM134 118V117H133ZM137 118V117H136ZM251 118V116H250ZM249 118V119H250ZM47 119V117H46ZM66 119V120H67ZM75 119V118H74ZM77 119V118H76ZM102 119V118H101ZM108 119V118H107ZM111 119V118H109ZM114 121L115 119L112 118ZM128 118L127 122L130 120ZM232 119V117H231ZM253 119V118H252ZM262 119V118H261ZM2 120H6L4 122L1 123ZM52 120V119H50ZM49 120V121H50ZM69 120V119H68ZM83 120V119H81ZM80 120V121H81ZM147 120V119H146ZM217 120V119H215ZM238 120V119H237ZM11 121V122H12ZM53 122H55V119L52 120ZM60 121V119H59ZM73 123H74V120H72ZM79 121V123H80ZM239 121V120H238ZM252 121V120H251ZM262 121V120H261ZM10 122V124H11ZM68 121H66L67 123ZM71 122V120H70ZM104 122V121H103ZM140 122V121H139ZM142 122V121H141ZM140 122V124H142ZM235 122V121H234ZM240 122V121H239ZM239 122L238 123V126H239ZM264 122V120H263ZM13 123V122H12ZM69 123V122H68ZM122 123V122H121ZM124 123V122H123ZM136 123H138V120L136 119ZM210 123V122H209ZM237 123L235 124L237 126ZM248 123V122H247ZM256 122H253V124H255ZM19 124H18V127H19ZM27 124V123H26ZM30 124V123H29ZM55 123H53V125H55ZM63 124V123H62ZM70 124V123H69ZM120 124V123H119ZM132 125V123H129ZM128 124V125H129ZM135 124V122H134ZM139 124V123H138ZM137 124V125H138ZM139 124V126H140ZM145 124V123H143ZM142 124V125H143ZM242 124V123H241ZM14 125V124H12ZM16 125V124H15ZM14 125V126H15ZM52 125V126H53ZM125 126H128L126 123L124 124ZM232 125V124H231ZM23 125H21L22 127ZM56 126V125H55ZM130 126V125H129ZM128 126V127H129ZM139 126H136L139 127ZM230 126V125H229ZM228 126V127H229ZM237 126V127H238ZM2 126H0L1 128ZM5 127V126H4ZM3 127V128H4ZM8 127V126H7ZM25 127V126H24ZM22 127V128H24ZM58 127V126H56ZM67 127V126H66ZM71 127V126H70ZM132 128V126H130ZM129 127V131L132 130L130 129ZM135 127V125H134ZM240 127V126H239ZM244 127V126H243ZM17 128V127H16ZM60 130H61V127H59ZM118 128V126H117ZM116 128V129H117ZM121 128V127H119ZM213 128V126H212ZM223 128V127H222ZM247 128V127H246ZM254 130H257L256 129V126L253 127ZM2 129V128H1ZM6 129V128H5ZM18 129V128H17ZM20 129V128H19ZM58 129V128H57ZM123 129H127V127L123 128ZM204 129V128H203ZM208 129V128H207ZM206 129V130H207ZM221 129V128H220ZM219 129V130H220ZM229 129V128H228ZM235 129V128H234ZM260 129V128H259ZM258 129V130H259ZM7 130V129H6ZM14 130V129H13ZM124 130V131H125ZM136 130V129H135ZM214 130V128H213ZM213 130H211L213 132ZM226 130V129H225ZM257 130V131H258ZM261 130V129H260ZM3 130H1L0 132H2ZM11 131V130H10ZM15 131V130H14ZM53 131V130H52ZM63 131V129L61 130ZM133 131V130H132ZM131 131V132H132ZM199 131V132H200ZM205 131V130H204ZM237 131V130H235ZM263 130L259 131V133H261ZM5 133V131H3ZM2 132V133H3ZM109 132V131H107ZM111 134H112V131H110ZM134 132V131H133ZM211 132V133H212ZM223 132V130H222ZM13 135L15 134L14 132H11ZM210 133V132H208ZM251 133V132H250ZM264 133V132H262ZM10 134V133H9ZM8 134V135H9ZM117 135H114V132L111 136V139H109L108 141L106 140V142H104V144L101 147V149H105V148H102V147H107V146H110V142H111V145H113V143L115 142H112L114 140H116V144L118 140H121L124 138L119 136L121 135L120 132L119 133H115ZM119 134V135H118ZM126 134V133H125ZM130 134V135H129ZM128 135L129 136H132L131 133H129ZM204 133L202 132V135ZM223 134V133H222ZM229 134H231L229 132ZM19 135V134H18ZM105 135V136H104ZM108 135V134H107ZM127 135V134H126ZM208 135H211V134H208ZM213 135V134H212ZM216 134H214L213 136H215ZM218 135H221V133H218ZM226 135L227 134V131H226ZM10 136V135H9ZM12 136V135H11ZM195 136V137H196ZM244 136V135H243ZM260 136V135H259ZM0 137H4V136H0ZM67 137V138H66ZM108 137H110V135H108ZM126 137V136H125ZM212 137V136H211ZM220 137V136H219ZM222 137V136H221ZM249 137V136H248ZM262 137V136H261ZM264 137V135H263ZM55 140H54V139ZM194 138V136H193ZM205 137L203 136V139ZM228 138V137H227ZM256 138V140H255ZM8 138L4 137V140L2 142H0V145H4L7 146L6 144H11V141H8L7 140ZM106 139H108L106 137ZM125 139V138H124ZM192 139V138H191ZM208 139V138H207ZM209 140V139H208ZM211 140V139H210ZM212 142H214V139L212 138ZM230 140V139H229ZM251 140V141H252ZM205 141H206V144L207 145V140L205 138ZM217 141V140H216ZM237 141H239L240 143L237 144V145H233V144H236ZM253 142V141H252ZM203 143V141H202ZM211 143V142H209ZM215 143V142H214ZM219 143V142H218ZM9 144V145H10ZM114 144V145H116ZM124 144V143H123ZM204 144V143H203ZM217 144V143H216ZM223 144V143H222ZM200 144H198L197 147H199ZM203 146L204 149L206 146ZM211 145V144H210ZM0 146V147H1ZM117 146V145H116ZM216 146V145H215ZM214 146V147H215ZM219 146V144H218ZM222 146V145H221ZM224 146H227L224 148ZM24 147V148H25ZM95 147V146H94ZM115 147V146H114ZM113 147V148H114ZM118 147V146H117ZM192 147V146H191ZM209 147V144L207 145L206 147V150H208L207 148ZM213 147V148H214ZM83 148V150H84ZM88 148V150H89ZM109 148V147H108ZM189 148V149H188ZM210 148V147H209ZM218 148V147H217ZM12 149V147H11ZM93 149H96L93 148ZM116 149V148H114ZM211 149H212V146H211ZM24 150V149H22ZM189 150V151H188ZM195 150V148H194ZM197 150V148H196ZM215 150V148H214ZM212 150V151H214ZM258 150V152L260 151ZM8 151V150H7ZM11 151V150H10ZM12 151H15L12 149ZM20 152V150H18ZM90 151H93V150H90ZM100 151V150H98ZM185 151V152H186ZM198 151V150H197ZM205 151V150H204ZM3 152V151H2ZM5 152V151H4ZM101 152V151H100ZM184 152V153H185ZM194 152V151H193ZM201 152V151H200ZM257 152V153H258ZM17 153V152H16ZM24 153V152H23ZM22 153V154H23ZM90 153V152H89ZM207 153V152H206ZM210 153V151H209ZM212 153V152H211ZM210 153V154H211ZM256 153V152H255ZM4 154V153H3ZM99 154V153H98ZM199 154V152H198ZM208 154V153H207ZM5 155V154H4ZM7 155V153H6ZM25 155V153L23 154V156ZM186 157V155H188L187 153L184 154ZM201 155V154H199ZM204 155V153L202 154V156ZM8 156V155H7ZM69 156V157H68ZM77 156V154H76ZM85 156V155H84ZM87 156V155H86ZM198 157V155H194L192 158H191V161L192 159H196V157ZM212 156V155H211ZM179 157V156H178ZM177 157V159H178ZM182 157V156H181ZM182 157V159L184 158ZM189 157V156H188ZM2 158V159H1ZM78 158V157H77ZM92 158V156L90 157V159ZM200 158V156H199ZM211 158V157H210ZM213 158V157H212ZM21 159V158H20ZM25 159V158H24ZM93 159V158H92ZM201 159V158H200ZM205 159V158H204ZM207 159V158H206ZM205 159V160H206ZM175 162H174V161ZM180 162L182 163L181 159H179ZM185 160H187V158H185ZM174 162V168L172 167V164ZM187 161H190V160H187ZM200 161V160H199ZM204 160H202L203 162ZM209 161V160H208ZM67 162V161H66ZM101 161V163H103ZM184 162V160H183ZM186 162V161H185ZM184 162V163H185ZM192 162V163H193ZM200 162V163H202ZM262 162H264V158H262ZM93 164V162H91ZM183 163V164H184ZM208 163V162H207ZM95 164V162H94ZM180 164V163H179ZM205 166L206 165V162L203 163ZM62 165V168H64L65 170H60L59 168H61L60 166ZM65 165V164H64ZM202 165V164H201ZM209 165V164H207ZM206 165V166H207ZM66 166V165H65ZM69 166V165H68ZM67 166V167H68ZM185 166L186 163H185ZM200 166V165H199ZM197 166V167H199ZM89 167V168H90ZM201 167V166H200ZM210 167V166H209ZM175 168V169H176ZM186 168V167H185ZM205 168V167H204ZM208 168V167H207ZM206 168V169H207ZM87 169V168H86ZM203 169V168H202ZM211 169V170H210ZM90 170V169H88ZM175 170V171H177ZM183 170V169H182ZM187 170V168H186ZM204 170V169H203ZM86 171V170H85ZM189 171V172H190ZM200 171V169L198 170ZM197 171V172H198ZM206 171V170H205ZM88 172V171H87ZM181 172V171H180ZM183 172V171H182ZM85 174V172H83ZM87 174V173H86ZM65 175V174H64ZM53 176V177H52ZM82 176V175H81ZM84 176V175H83ZM61 177V175H60ZM66 177V176H65ZM163 177L164 179H166V181L164 182L163 180ZM59 178V177H58ZM193 178V177H192ZM191 178V179H192ZM196 178V177H195ZM189 179V178H187ZM190 179V180H191ZM60 180V179H59ZM189 180V181H190ZM196 180V179H195ZM253 180V179H251ZM67 181V180H66ZM191 182V181H190ZM65 183V182H64ZM63 183V184H64ZM51 184V185H50ZM190 184V183H189ZM50 185V186H49ZM60 185V184H59ZM192 185V184H191ZM190 185V186H191ZM30 186V187H29ZM62 186V185H60ZM193 186H194V183L193 185L191 186V188L193 189ZM196 186V185H195ZM228 186V187H229ZM235 186V185H234ZM233 186V187H234ZM261 186V185H260ZM29 189H28V188ZM53 188V187H52ZM153 189L155 194H156V199H154V201H147V199L145 198V195H143V193L147 190V189ZM188 188V187H187ZM227 188V187H225ZM230 188V187H229ZM228 188V189H229ZM232 188V187H231ZM239 188V187H238ZM56 189V188H55ZM186 189V190H185ZM190 189V188H189ZM259 188H257L258 190ZM53 190V189H52ZM194 190V189H193ZM200 190V192H201ZM234 189H232L233 191ZM254 190V188H253ZM57 191V190H56ZM205 191V190H204ZM214 191V190H213ZM229 191V190H227ZM217 192V191H216ZM220 192V193H219ZM260 192V193H259ZM229 193V192H228ZM54 194V193H53ZM52 193L50 195H53ZM229 195H231V192L229 193ZM229 195H226V196H229ZM50 197H53V196H50ZM197 197V198H196ZM230 197V196H229ZM43 198V200H41ZM47 198V197H46ZM57 198V196L55 197ZM53 199V198H52ZM51 199V200H52ZM11 201L9 203L6 202V204H4L3 202L4 201ZM152 200V199H151ZM43 202V203H44ZM45 204V203H44ZM42 205V203H41ZM36 206V204H35ZM70 206V207H71ZM38 207V206H37ZM140 208V209H141ZM128 209V208H127ZM125 209V210H127ZM76 210V209H75ZM80 210V209H79ZM115 210V209H114ZM125 210H122V212L124 211L125 214H129L128 211L126 212ZM67 211V210H66ZM118 212V211H117ZM130 212V211H129ZM140 212V214H141ZM134 213L135 210H134ZM121 215V211L119 213ZM82 215V214H81ZM116 215V214H114ZM118 215V214H117ZM77 216V215H76ZM119 216V215H118ZM62 217V216H61ZM83 217V216H82ZM113 218V217H112ZM122 218V217H120ZM121 221V219H120ZM66 224V223H65ZM68 224V223H67ZM174 224V223H173ZM126 225H129V224H126ZM131 225V223H130ZM135 225V224H134ZM140 224H138L139 226ZM132 226H133V223H132ZM176 226V225H175ZM68 227V229L66 228ZM75 227L76 224H75ZM179 227V226H178ZM179 227V228H181ZM74 228V227H73ZM132 228V227H131ZM130 228V230L132 231V229ZM77 229V228H76ZM128 230V227L126 228ZM71 231H74L73 229ZM78 231V230H77ZM76 231V232H77ZM75 232V233H76ZM130 232V231H129ZM135 232V231H134ZM72 233V232H71ZM79 234V233H78ZM73 235V234H71ZM129 235V234H128ZM132 236V235H131ZM183 237V238H184ZM72 240V239H70ZM86 240V239H85ZM182 240V239H181ZM66 241V240H65ZM67 242V241H66ZM74 242V241H73ZM101 243V242H100ZM105 243V242H104ZM136 243V242H135ZM59 244V243H58ZM70 244H73L70 242ZM78 244V242H77ZM93 244V243H91ZM48 245V249H44L46 252H42L41 250L44 248H46V246ZM61 245V244H60ZM75 245V244H74ZM101 245V244H100ZM56 246V247H55ZM67 246V245H65ZM69 246V245H68ZM152 246V244H151ZM62 247V246H61ZM73 247V245H72ZM71 247V249H72ZM77 247V246H76ZM105 248V247H104ZM140 248V247H139ZM154 248V247H153ZM71 249H67V250H71ZM100 249V248H99ZM92 250V249H91ZM141 253L143 254L144 256V262L147 261V259L152 255V252L154 249H152V247H150L149 245H144L141 249H140ZM182 250V249H181ZM100 251V250H99ZM107 251V249H106ZM105 251V252H106ZM187 251V250H186ZM57 252V253H55ZM68 252V251H67ZM98 252V251H97ZM95 252V253H97ZM84 252H76V251H69V253H67L71 258L73 259H77L78 255L79 254H83ZM86 253V251H85ZM89 253V252H87ZM91 253V252H90ZM93 253V251H92ZM99 253V252H98ZM65 254V253H64ZM66 254V255H67ZM100 254V253H99ZM99 254L96 255L97 259H100V260H103L105 259L104 257H98L100 256ZM108 254V253H107ZM157 254V253H156ZM183 254V253H182ZM57 255V256H58ZM91 254H89L90 256ZM186 255V254H184ZM83 256L86 257V255L84 254ZM95 256V255H94ZM111 256V255H110ZM22 257V256H21ZM56 257V256H55ZM82 257V255H81ZM80 257V260L81 259ZM92 257V256H91ZM91 257L89 259H91ZM112 257V256H111ZM109 258V257H108ZM88 259V257H87ZM94 259V258H93ZM85 260V259H84ZM84 260H82L83 262H85ZM92 260V259H91ZM106 260L107 259V255H106ZM71 261V260H70ZM75 261V260H73ZM78 262V260H76ZM141 261V260H140ZM41 262V261H40ZM81 262V261H79ZM82 262V264H83ZM20 263V262H19ZM87 263V261L85 262ZM117 263V261H116ZM126 263V262H125ZM137 263V262H136ZM180 263V262H179ZM79 264V263H78ZM112 264H115V263H112Z\"/></svg>","mask_w":264,"mask_h":264},{"label":"rangeland","instance_id":"374dc122","mask_svg":"<svg viewBox=\"0 0 264 264\" xmlns=\"http://www.w3.org/2000/svg\"><path fill=\"white\" fill-rule=\"evenodd\" d=\"M22 2V3H20V2ZM26 1H29L28 3H25ZM41 1H44V0H0V39L1 38H3L4 37V39H3V41L1 42L0 41V47L3 45V43H5L8 39H10V38H13V39H15V40H17V44L16 45H14L13 47L15 48V49H17V51L15 50V49H13V48H11L13 51H10V52H13V53H19L20 51H22V50H25V49H28L29 47V49H36V47H39V44H40V46L41 45H45V44H51V42L52 41H55V40H53L54 38L56 39L57 37H59V38H64V37H68L66 40H65V38H64V42L66 43V45L68 46H66V45H64L65 43H61L60 42V51L58 50L55 54H54V52L52 51V50H49V51H46V53H44V55L42 56V57H44V60H46L47 59V64L45 63V68H43V70H44V72H42V74L40 73V74H38V73H35L34 75H28L27 76V74H25L26 76V79L27 80H23L24 81V83H22V82H20V83H18V84H11V83H9L8 81L10 80V79H12L13 78V75L14 76H17V75H19L20 73H21V69H23L24 68V70L26 69V68H29V66L34 62V61H31V59H33L32 57H25L24 58V60L22 59V57L20 58V59H22L20 62H19V64L17 65V64H13V65H9V68H11V72L10 73H5L6 74V76L4 77V75H3V78H4V80H1L0 82V94L2 95V93H1V90H7V92H6V90H5V92L7 93V94H10V91L11 90H13V89H15V87H18L17 89H18V91L19 92H17V94L19 95H17V94H15V95H17V97L13 100V102H15V100H17L16 101V103H15V105L17 106V107H19V106H23V105H26V104H28L29 102H32L33 100H35V98H36V96L38 97V96H41L42 94H45L44 92H51L52 91V88H53V90H57V88H60V86H62V83H63V86L65 85L64 83H67L68 82V84H66V86L68 87H66V86H62L61 88L63 89H61V91H62V93H61V91H60V89H58V91H56V93H57V96L56 95H53V97L54 98H52V99H50L51 101H49V100H46L44 103H46V104H44L43 103V105L41 106V109H40V117H42L41 119L42 120H44V121H46L48 124H47V135H49V132H50V134L53 132V134H52V136H54V138L56 137V136H58L57 137V140H58V138H59V140H60V138L61 139H64L63 138V134L65 133V134H68V132L70 131V130H72L74 127H77V126H79V125H81V124H85V122L86 123H88V121H86V119L89 117V119H87V120H97V119H100V123L101 124H105V122H107V125L109 124V122H112V123H114V126L115 127H113L112 126V128H115V129H110V130H107V131H109V132H107L106 131V137L108 138V139H106V137L103 139V140H105L104 142H106V140L108 141L109 139H111V136H112V134H113V132H114V135H117V134H115V133H119L120 132V134L121 135H119V136H121L122 138H123V136H124V138L123 139H121V140H118L117 141V143L118 144H116V140H114V141H112V142H115V143H113V145H111V142H110V146H107V147H102V148H105L104 150L103 149H101V147L100 146H102L103 144H104V142H102V143H97L96 145H94L95 147H96V149H93V148H95L94 146H90V148L89 147H83L84 148V150H83V148H82V150H78V151H75V153H73V156L71 155L69 158H67L66 157V161H65V163H63L62 162V165L64 166V168H66V170L64 169V168H62V165L60 166L61 168H59L61 171L62 170H65V171H62L61 173H57L56 175H53L54 176V178H55V176L57 177V175H59L58 177H57V179L54 181V183L52 182L49 186L51 187V189H50V192L53 194V195H50L51 193H49V194H47L46 196H44L43 198H44V200H45V204L41 201H39V204H38V202L37 203H35V202H32L31 203V206H33L32 207V209L34 208H40V206L42 207V206H47V205H50L51 204V202H53V200L55 201V200H57L60 196H62L63 194H64V191H67L68 190V188H69V190H70V187H72L73 186V184H74V182L75 181H77V179L78 180H80L81 179V177H85V175L87 176L90 172H91V170L93 169L94 170V168L93 167H102L103 166V164H104V162H103V160L106 158V156H109V155H111L112 154V152H116L115 150H122L123 149V147H126V146H128L126 143L128 142L129 143V141H130V139H131V141L136 137V136H133V135H135V133H136V135L138 136V134L137 133H139V131H140V128H143V127H146L147 126V124L149 123V121H151V119H152V117L154 118V117H156L157 116V114L158 113H162V112H164V111H167V112H164V113H166V115L165 116H169V114H173L174 112H177V111H179V110H183L187 105H188V103L190 102V105L192 104V103H195V102H197V101H204V102H207V105H210V106H215L216 104L215 103H218V102H220V100H216V101H212L213 103H212V105H211V103L209 102L210 101V99H211V97H207V96H212V93L214 92L212 89H213V86H216L217 85V82L220 80H223V79H229V77H230V79H236L237 81H239V80H241V81H243V80H246V81H248L247 82V85L246 86H243V91L241 92V90L240 91H237L236 92V94L235 95H233V97L231 96V97H229V98H227V99H225L223 102H221L220 104H222V105H220L219 106V108L221 107V111L220 112H223V113H221L220 115H219V113L217 114V117H215V119H217V120H215L214 118H211L210 119V123L208 122V124H209V127L206 125V127H203V128H201L202 130L200 131V129L198 130V132L197 133H195L194 135H191V137H190V141H198V139H196V138H199V137H201V139L198 141V142H196V143H198V144H200L199 145V147H197L198 146V144H196L197 146H195L194 148H195V150H194V148H193V145H195L194 143H193V145H191V146H189V148H190V152H187L186 150V152L184 153H182V155L180 154V155H178L177 157H178V159H177V157H175L174 158V160L176 161H174L175 162V164H174V162L173 163H171L172 164V167L174 168V165L175 166H177V167H179L178 165H181L180 166V170H177L178 168H174V170H173V175H176V176H180L181 177V175H183L182 177H184L185 175V177H184V180H186L185 181V183L186 182H188V184H186L185 186V188L187 189H185L186 191H188V192H192V193H197L198 195H199V193H204V194H206L207 193V191H208V189L209 188H211L212 186L211 185H209V186H207L205 189H203V191L201 190V189H198L197 188V190H195L196 189V187L198 186L197 184V179H199L200 177H206L208 180L210 179V181H211V178H212V176H214L213 178H212V181L215 183V179L218 177V176H216L215 177V174H216V172L214 171L215 169H210L211 171H210V173H209V168H213V166H212V164H210V162L211 161H213L212 159H214L215 157L214 156H216V154H217V151L218 150H220V149H222L223 148V145H225V144H227L228 142H230V141H233V137L232 138H230V136L232 135V133L233 132H235V133H239L240 134V136H242V138H244L245 140H240L241 141V143L239 142V141H237V143L236 144H233V145H237V144H242V143H245V142H247V145L248 144H254V145H251L250 146V152L251 151H253L252 153L253 154H260L261 153V150H260V147H258V145H257V143L254 141V140H252L254 137H256V135L258 134V138H257V140H261V139H263L264 140V137H263V135H264V133H262V132H264V122H263V120H264V90H263V88L264 87H262L263 85H261V84H264L263 82V80H264V77L263 78H261L262 76H264V44H261V45H259V46H257V47H254L253 46V48H252V45H257V42H256V38L257 37H259V36H261V34L263 35L264 34V7H263V5H264V0H260V1H258V2H261V3H258L257 2V0L255 1V2H252V5L250 6L249 5V3L251 4V0H239V1H237L236 2V0H224V2H222V3H220V4H218L217 5V7L215 6L214 8H212L211 9V11L209 12L210 14L209 15H207V17H205L204 18V20H203V22H204V24L202 23V24H200V26H202V27H200L199 28V24H198V27L196 26L195 28L196 29H198L199 31H200V29H201V33L203 34V37H201L200 39H193V41H192V38H190V36L191 35H193V34H190L189 35V38L191 39H188V36L185 34L184 36H182V37H180V38H177V39H175V41L173 40V41H171V42H173L174 43V45L171 43V45H168V49L166 48L165 50H167L166 52L164 51V53H162V55H160L158 58H157V60L155 59V60H151L150 61V58L148 57V59H147V57H146V55H150L151 54V51H153L152 50V48H149V49H146V51L147 52H145V51H143L142 49H143V43L142 44H140L139 45V47H138V45H137V47L136 46H131V45H129V43H126V44H128L129 46H131V48L130 49H133L132 51L134 52V54H133V52L129 49V46L128 45H125V44H123V46L125 45V46H127L128 47V49L130 50V51H128V49L126 50V48L127 47H125V52L124 53H126V54H123V52L122 53H120L119 54V51L117 52V49H113V52H111V53H109L110 51H112V48L113 47H109V50L110 51H108V48H105V49H103L102 51H104V50H106L107 49V51H104V52H99V53H97V54H99L98 56L96 55L95 57H94V59L93 60H96L95 61V63L96 62H98L97 64H98V66H97V64H96V67H95V63H94V61H92L93 63H91V65H94V68H93V66H92V69L94 70H92V69H90V71L88 72L87 70L89 69V66H90V64H89V66H88V64H87V69H86V67L84 68V69H86V70H84V71H87V72H85L86 74H88L89 73V76L88 75H84V71L82 72V74L81 73H79V74H81V75H83V76H81V75H75L74 77H73V81H72V79L69 77L70 76V72H71V70L75 67V66H77L78 65V63H79V61H80V59L81 58H79V56H80V51H81V49H82V51H83V48H85L86 47V49L89 47V48H92V49H94L93 47L95 46V42L97 41V40H99V38H102V37H105V36H107V34H108V32L110 31V30H113V29H115V28H120V29H118V30H122V29H124L125 28V26H128V24L130 25L131 23L130 22H135V19H136V22H138L139 21V19L141 20L142 18V21L143 22H147V21H149V20H152L153 18H149V20H147L148 19V17H147V19H146V17H144V15L148 12L147 11V9H150L149 8V6H146V5H149L150 4V2H152L153 0H150L149 1V3H148V0H144V2H143V0H136L137 2H135L134 0H124L123 2H125V3H121L119 6H121V7H118L117 8V10H114L115 12H113V10H112V12L114 13H112V15H111V10H110V12L109 11H106V12H104L103 13V15H101V14H99L98 16L96 15V13L95 12H93V10H91V12L90 11H87L86 9H83L84 7H85V5L83 4V6H82V8L81 7H74V8H78V10L77 9H74L73 10V7H71L70 5H66L67 3H63L62 2V4H61V1L59 2L58 0L56 1V0H53V1H49V0H47V3H45L46 2V0L43 2V3H41ZM94 1H96V0H94ZM104 1H108V0H97L96 2H98V3H104ZM245 3H244V2ZM250 1V2H249ZM17 2H19V4L17 3ZM33 2V3H32ZM49 2H51L50 4H48ZM129 2V3H128ZM242 2H243V4H242ZM248 2V3H247ZM52 3H53V5H52ZM95 3V2H94ZM93 3V4H94ZM97 3V4H98ZM133 3H135V4H133ZM136 3H137V5H136ZM143 3H144V5H143ZM226 3H228V4H230L229 6H226L225 5V7H227V9L225 8V7H223L224 6V4H226ZM234 3V4H233ZM248 5H247V4ZM256 3V4H255ZM15 6H14V5ZM16 4H18V5H16ZM24 4H25V6H24ZM28 4H30V5H28ZM41 4V5H40ZM46 4H48L47 6H46ZM54 4L56 5V7H53L54 6ZM92 4V3H91ZM96 4V5H97ZM132 4V5H131ZM244 5V4H246L245 6L246 7H244V6H242V5ZM257 4H258V6H257ZM259 4H260V6H261V4H263L261 7H259ZM23 5V7H22V9L20 8L21 6ZM41 6V8L44 10V8H45V10H44V14H43V10L41 9V11H40V6ZM49 5H51V12H49V9H50V6ZM61 5H63V7L61 6ZM126 5H127V7H126ZM140 5V6H139ZM143 5V6H142ZM234 5H236V6H234ZM254 5V6H253ZM43 6H44V8H43ZM57 6H59L60 8H64L63 10L62 9H60L59 7H57ZM87 6V5H86ZM132 6V7H131ZM141 6H142V9L143 10H141ZM144 6H146V7H144ZM232 6H234V8L232 7ZM239 6H241V7H239ZM248 6H250L249 8H247ZM253 6V7H252ZM257 6V7H256ZM20 8L19 10H18V8ZM32 7H34L33 8V10H31L30 11V8L32 9ZM123 7L126 9V10H124V11H122V12H120L121 11V9L123 10ZM223 9H222V8ZM230 7H232L231 8V10H229L230 9ZM237 9H236V8ZM9 8V9H8ZM14 8H17V9H15V11L16 12H14L13 10H14ZM25 10H24V9ZM55 8V9H54ZM70 10H69V9ZM120 8V9H119ZM132 8V10H133V13H132V10L130 11V9ZM146 8V9H145ZM239 8H241L240 10H239ZM252 8V9H251ZM11 9V10H10ZM27 9L30 11H28L27 12ZM52 9H54V10H52ZM57 9V10H56ZM66 9V10H65ZM79 9H80V11H79ZM127 9H129V10H127ZM220 9H222V10H225L226 9V11L227 12H225L226 14H224V12H222V10H220ZM236 9V10H235ZM22 12H21V11ZM61 10L63 11V12H67V18L65 19V13H61ZM77 10V11H76ZM245 10H247V11H245ZM12 11V15H11V12ZM17 11L18 12H20V13H17ZM36 13H34V12ZM46 11H48L49 13H52V14H47L46 13ZM56 11H59V12H57V13H59V14H56L55 15V13H56ZM71 11V12H70ZM73 11H74V13H73ZM83 13H82V12ZM85 11H87L88 13H86L85 14ZM127 11H129V14L130 15H128L126 12ZM134 11L136 12V13H134ZM144 11H146V13H144ZM220 11V12H219ZM235 11H236V13H235ZM241 11V12H240ZM40 12V13H39ZM69 12V13H68ZM75 12H76V14H77V16H76V14H75ZM79 12H80V15L82 16L81 18L80 17H78V15H79ZM120 12V13H119ZM214 14H213V13ZM229 12V13H228ZM238 12V13H237ZM32 13H34V14H32ZM95 15L93 18H92V16H93V14ZM118 13H119V15H118ZM126 13L127 14V16H126V14L124 15V14ZM228 13V14H227ZM235 13V16H233V14ZM23 14V15H22ZM47 14V16H45ZM68 14H70V15H68ZM88 14V15H87ZM117 14V15H116ZM134 14H136V15H138V16H133ZM144 14V15H143ZM224 14V15H223ZM10 15V16H9ZM15 15V16H14ZM37 15V21H36V17H34V16H36ZM50 15H52V16H50ZM59 15V16H58ZM84 15V16H83ZM91 15V16H90ZM143 15V16H142ZM215 15V16H214ZM216 15H218V16H216ZM220 15V16H219ZM9 16V17H8ZM22 16V17H21ZM57 18H56V17ZM71 16V17H70ZM75 16H76V18H75ZM102 16H104V17H106V19H104L103 18V20H104V22L107 20V22H105V25L103 24V21H101L102 20ZM124 16H126V20L127 21H125V17ZM132 16V17H131ZM6 17V18H5ZM10 17H12V19L10 18ZM15 17V18H14ZM58 17H60V18H58ZM62 17V18H61ZM89 17H91V18H89ZM96 17H97V20H96ZM110 17V18H109ZM112 17V18H111ZM117 19H116V18ZM119 17V18H118ZM135 17V18H134ZM137 17V18H136ZM138 17H139V19H138ZM142 17V18H141ZM210 17V18H209ZM228 18V19H226V18ZM7 18H9L8 20H7ZM26 18V19H25ZM31 18V19H30ZM42 18V19H41ZM51 18H53V19H51ZM57 19V20H55V19ZM64 18V19H63ZM89 18V19H88ZM98 18L100 19L101 18V20H98ZM145 18V19H144ZM207 18V19H206ZM208 18H209V20H208ZM259 18V19H258ZM11 19V20H10ZM32 20V21H30V20ZM51 19V20H50ZM63 19V20H62ZM69 19V20H68ZM76 20L75 22L74 21H72V20ZM78 19V20H77ZM87 19V20H86ZM205 19L206 20H208V21H206L205 22ZM253 19V20H252ZM4 20V21H3ZM28 21V24L27 23H24V21ZM71 20V21H70ZM91 20H93V21H91ZM94 20H96V21H94ZM112 20H114V21H112ZM115 20H117V21H115ZM119 20H123L122 22H118ZM138 20V21H137ZM223 20H225V21H223ZM21 21V23H19ZM54 21V22H53ZM62 21V22H61ZM68 21H69V25H68ZM81 21V22H80ZM89 21H90V23H89ZM98 21V22H97ZM99 21H101V25L99 24ZM110 21V22H109ZM112 21V22H111ZM210 21V22H209ZM256 21V22H255ZM37 22V23H36ZM42 22H43V25H41L42 27H44V28H39L40 27V25L38 26V24H42ZM50 22H52V24L55 26V28H54V26L50 23ZM83 22H85V24L83 23ZM91 22H93V23H91ZM95 22H97V24H95ZM117 23V25L116 24H113V23ZM128 22V23H127ZM132 22V24L131 25H134L135 23H133ZM56 23H59V24H57L58 25V27H59V29H62V30H58L59 32H61V33H59V32H56L57 31V29L56 28H58L57 27V25H56ZM64 23V24H63ZM65 23H66V25H67V28L66 27H63V26H66L65 25ZM71 23V24H70ZM82 23V24H81ZM107 23V24H106ZM108 23H111V24H109L108 25ZM119 23V24H118ZM124 23V24H123ZM210 23V24H209ZM237 23V24H236ZM19 24V26H17ZM20 24H22V25H20ZM26 24V25H25ZM73 24V25H72ZM90 24V25H89ZM92 24H94L95 26L97 25V27H98V24L100 25L99 26V28H97V27H95V26H93ZM123 24V25H122ZM205 24H206V26H205ZM214 24V25H213ZM225 25V27L224 26H222V25ZM14 25H16V26H14ZM48 25V27H45V26H47ZM59 25H63L62 27L61 26H59ZM79 26V28H78V26ZM81 25H83V26H81ZM84 25H85V27H84ZM91 25H92V27H91ZM103 25L105 26V27H103ZM111 25V26H110ZM115 25V26H114ZM125 25V26H124ZM227 25V26H226ZM14 26V27H13ZM38 26V27H37ZM74 26H76L75 28H74ZM112 26H114L113 28H112ZM214 26V27H213ZM223 27V29L224 30H226V28H227V30L230 28V26H231V28H232V26L234 27V28H232V29H229L228 30V32H227V30H226V32L222 29V28H220V27ZM245 26V27H244ZM34 29H33V28ZM61 27V28H60ZM80 27L81 28H83V29H81L80 30ZM111 27V28H110ZM137 28H138V26H136ZM136 27H134V28H136ZM51 28V29H50ZM63 28H65V29H63ZM76 30V31H78V30H80V33L78 32V33H75L73 30ZM90 28H92V33H89V35H86V34H88V32H90L91 31V29ZM96 28V29H95ZM104 28V29H103ZM110 28V29H109ZM222 29V32H221V30L220 29ZM50 29V30H49ZM56 29V30H55ZM68 29V30H67ZM78 29V30H77ZM94 29V30H93ZM97 29H98V31H97ZM105 29H106V31H105ZM195 29V30H196ZM205 29V30H204ZM208 29V30H207ZM209 29L211 30V33L210 32H208L209 31ZM215 29V30H214ZM218 29V31H216ZM29 30V32H27ZM33 30V31H32ZM42 30V31H41ZM45 30V31H44ZM55 30V31H54ZM69 30H70V32H69ZM88 32H87V31ZM117 30V31H118ZM197 30V31H198ZM257 30H259V32L261 33H258V31ZM261 30V31H260ZM34 31H37V33L40 35V38H39V36L37 35V34H35L34 35V33H36V32H34ZM63 31V32H62ZM65 31H68V32H66L65 33ZM72 31H73V33H72ZM81 31H82V33H81ZM116 31V32H117ZM136 31V30H135ZM135 31L133 32V33H129V34H132L131 36H134L133 38H132V40L130 41V42H132L133 40L134 41H137V40H139L140 38H141V34L139 35L137 32L135 33ZM196 31V32H197ZM204 33H203V32ZM250 31V32H249ZM256 31H257V33H256ZM11 32H13V33H11ZM26 32V33H25ZM30 32H31V34H30ZM34 32V33H33ZM40 32V33H39ZM42 32V33H41ZM43 32H45V33H47V32H49V34H51V36H52V38H51V36L50 35H48V33L47 34H45L44 33V35H43V37H41V35L43 34ZM53 32H55V37H54V35H53ZM85 32V33H84ZM87 32V33H86ZM98 32H100L99 34L102 36H100V35H98ZM195 32V31H194ZM209 33V36H208V33ZM218 32V33H217ZM221 32V35H222V37H221V39H220V37L219 36H221L219 33ZM255 35V33H256V38L253 36V34ZM30 34V35H28L27 36V34ZM64 33V34H63ZM94 33H97L96 35H98L97 36V38H96V36L94 35ZM213 33V34H212ZM223 33V34H222ZM234 33L237 35V36H233L234 35ZM250 33H251V36L249 37V39L251 40H247L246 39V41H245V37L246 36H249L250 35ZM59 34V35H58ZM68 34H70V35H68ZM72 34H76V35H72ZM83 34V36L85 37H83V36H81V35ZM86 36H85V35ZM93 34V35H92ZM138 34V35H137ZM207 34V35H206ZM1 35H2V37H1ZM34 35V36H33ZM46 35V36H45ZM78 35V36H77ZM90 35H92V36H94L95 37V39H96V41L95 40H93V38L94 37H89ZM105 35V36H104ZM137 37H136V36ZM204 35H205V37H204ZM219 35V36H218ZM14 36V37H13ZM61 36V37H60ZM73 36V37H72ZM75 36H76V38H75ZM81 36V37H80ZM139 36V37H138ZM144 36H145V33H144ZM211 36H213V37H211ZM232 36V37H231ZM30 37V38H29ZM47 37V38H46ZM54 37V38H53ZM79 37V38H78ZM230 37H231V40H230ZM241 37V38H240ZM6 38V39H5ZM48 38L50 39V40H48ZM70 38H72V39H74V40H72L71 39V41H70ZM82 38H84V39H82ZM91 38H92V41H95V42H92V41H90L91 40ZM210 38H211V40H210ZM228 38V40H229V42H228V40H226ZM246 38H248V37H246ZM253 38H255V39H253ZM35 39H36V41H35ZM42 41H41V40ZM44 39V40H43ZM86 39V40H85ZM179 39H180V41H179ZM203 41H202V40ZM224 39L226 40V41H224ZM24 40V41H23ZM47 40V41H46ZM81 41V44H80V42L78 43V41ZM177 40V41H176ZM207 40V42H205ZM233 40V41H232ZM5 41V42H4ZM27 41V42H26ZM87 41V42H86ZM89 41V42H88ZM190 41H192V43L190 42ZM201 41H202V43H201ZM222 41H224V42H222ZM243 41H245V42H243ZM253 41V42H252ZM21 42V43H20ZM24 42H26V43H24ZM30 42V43H29ZM32 42V43H31ZM38 44H37V43ZM43 42V43H42ZM47 42V43H46ZM85 42V43H84ZM90 42L92 43V45L90 44ZM176 42H177V44H176ZM182 42V44H181V47H180V49H179V44ZM200 42V43H199ZM210 42V43H209ZM240 42V43H239ZM242 42V43H241ZM255 42V43H254ZM53 43V42H52ZM86 43H88V47L86 46ZM225 45H224V44ZM228 43V44H227ZM230 43V44H229ZM233 43H235V44H233ZM250 43H251V45H250ZM22 44H25V46H23ZM31 44V45H30ZM34 44V45H33ZM72 44V45H71ZM75 44H77V46L80 48H78ZM82 44H83V48H82ZM201 44H203V46L205 47H203V46H201ZM205 44H206V46H205ZM20 45V46H19ZM62 45H64V46H62ZM73 46V48L74 49H78V52H77V49L74 51V49L72 50V48H71V46ZM80 45V46H79ZM90 45V46H89ZM197 45V46H196ZM221 45V46H220ZM223 45V46H222ZM230 45V46H229ZM74 46H76V47H74ZM92 46V47H91ZM174 46V47H173ZM176 46V47H175ZM191 46V47H190ZM20 47V48H19ZM22 47V48H21ZM134 47L138 50V52H137V50L136 49H134ZM140 47H142L141 49H140ZM169 47H171V48H169ZM189 47H190V49H189ZM195 47H198L199 49H201V50H199L200 51V54L198 53L199 51L197 50V48L195 49ZM204 49H203V48ZM221 47H222V50H221ZM66 48L68 49L66 52L68 53L69 51H70V49H71V51L72 52H69V56H74L73 54H78L79 52V56H77L76 58L75 57H73L72 58V56H71V58L68 60V62H65L66 64H68L67 65V67L64 65V69H61V70H63L62 72H60V68L59 69H54V71H56L57 73H59V74H57L56 73V76H55V78H53L54 77V74L53 73H55L54 71H53V73L51 74V71L52 70H50L49 69V66L52 64V62L54 61H57L58 60V58H60V57H62L64 54H65V50H66ZM244 48H245V50H244ZM48 49V46H47V48L45 49V50H47ZM140 49V50H139ZM169 49H171V50H169ZM174 49V50H173ZM195 51H194V50ZM206 49V50H205ZM80 50V51H79ZM116 50V51H115ZM123 50H124V48H123ZM144 52H142V51ZM172 51L173 50V52H169V51ZM179 50V51H178ZM181 50V51H180ZM216 50V51H215ZM223 51V53L221 52V51ZM260 50V51H259ZM87 51V50H86ZM127 51H128V53H127ZM148 51H149V54H148ZM211 53V54H208L209 52ZM218 51V52H217ZM9 52V53H10ZM52 52V53H51ZM61 52V53H60ZM73 52H75V53H73ZM88 52V51H87ZM115 52H116V54L118 55L117 57L115 56L116 54H115ZM131 52H132V54H131ZM140 52H142V53H140ZM9 53L7 54V55H9ZM13 53H10V54H13ZM72 53V54H71ZM96 53V52H95ZM106 53H107V55H106ZM166 53V54H165ZM176 53H177V55H176ZM194 54L195 53V56L194 55H192V54ZM222 53V54H221ZM54 54V55H53ZM110 54V55H109ZM140 54H145V56L144 55H140ZM167 54H168V56H167ZM199 55V58L197 59V57H198V55ZM216 54H217V56H216ZM262 54V55H261ZM101 55V56H100ZM111 55H114L113 57L115 58V59H113L112 57H111ZM119 55H120V57H119ZM122 55V56H121ZM136 55H137V57H139V56H142V59H136ZM172 55V56H171ZM128 56V57H127ZM144 56V57H143ZM165 56V57H164ZM176 56H177V58H176ZM200 56L201 57H203V58H200ZM213 56V57H212ZM262 56V57H261ZM4 57H6V54H4L3 56H1L0 57V62H1V60L4 58ZM42 57H40L39 58V60L38 61H40L41 60V58ZM52 57V58H51ZM98 57V58H97ZM101 59H103V60H101ZM123 57V58H122ZM146 57V58H145ZM164 57V58H163ZM76 60H75V59ZM79 58V59H78ZM112 58V59H111ZM119 59V61L120 62H122L121 64H120V66L118 65H116V63H117V61L118 60H116V59ZM122 58V59H121ZM127 58V59H126ZM130 58H132V59H130ZM134 58V59H133ZM161 58V59H160ZM169 58V59H168ZM175 58V59H174ZM204 58H205V61H204ZM214 58V59H213ZM217 60H216V59ZM221 58V59H220ZM26 59V60H25ZM28 59V60H27ZM78 59V60H77ZM105 59V60H104ZM108 59H111L110 61L108 60ZM124 59L126 60V61H124ZM130 59V60H129ZM146 60V62L148 63H146L145 62V60ZM163 59V60H162ZM168 59V60H167ZM186 59V60H185ZM200 59H203L202 60V65H201V63L199 62L200 61ZM131 60H138V61H136L137 63H139L140 65H137V63L134 61V63H133V61H131ZM143 60V61H142ZM167 60V61H166ZM194 60V61H193ZM24 61V62H23ZM28 61V62H27ZM42 61H43V58H42ZM48 61H50V62H48ZM103 61V62H102ZM104 61H105V63H106V61H108L107 62V64H105L104 63ZM124 61V62H123ZM142 63H141V62ZM152 62V63H150V62ZM159 61V62H158ZM193 61V62H192ZM116 62V63H115ZM144 62V63H143ZM163 62V63H162ZM194 62H196V65H198L199 64V66H200V69H199V66H196L195 65V63ZM26 63V64H25ZM110 63L112 64V65H114L115 66V68L112 66V65H110ZM123 63H124V66H122L123 65ZM128 64L129 66H127L126 64ZM131 63H133V64H135V65H133V64H131ZM150 63V64H149ZM194 63V64H193ZM215 63V64H214ZM257 63H259V64H257ZM131 64V65H130ZM144 64L146 65V67L144 66ZM205 64H206V66H205ZM251 64V65H250ZM257 64V65H256ZM49 65V66H48ZM102 65V67H100ZM138 66V68L141 66V65H143V66H141L139 69L137 68V66ZM158 65L159 66H161L160 68H161V70H160V68L158 67ZM163 65V66H162ZM249 65V66H248ZM24 66V67H23ZM47 66V67H46ZM107 66V67H106ZM110 66H112L114 69H111L112 67H110ZM129 67V68H125V67ZM148 66V67H147ZM204 67V68H202L201 69V67ZM256 68H254V67ZM68 67H70V68H68ZM72 67V68H71ZM91 67V66H90ZM99 68V70H98V68ZM103 67H105V68H103ZM108 67H110V68H108ZM120 67V70H118L117 68H119ZM123 67V68H122ZM131 67V68H130ZM151 67V69H149ZM157 69H156V68ZM198 67V68H197ZM98 70H96V69ZM101 68V69H100ZM125 68V69H124ZM138 69V70H140V72L139 71H136V73H131L132 72V70L133 69ZM146 68H147V71H146ZM253 68V69H252ZM16 69V70H15ZM66 69H69V70H66ZM104 69V70H103ZM112 71H111V70ZM123 69H124V71H123ZM142 69H144V72L146 71V75L144 74V72H143V70ZM165 69V70H164ZM234 69V70H233ZM248 69H250V70H248ZM252 69V70H251ZM23 70V71H24ZM59 72H58V71ZM64 70H66V73H65V71ZM106 70V71H105ZM126 70V71H125ZM129 70V71H128ZM196 70V71H195ZM218 70V71H217ZM239 70H241V72L239 71ZM47 71V72H46ZM100 71H104L105 73H103V72H100ZM121 71V72H120ZM123 71V72H122ZM131 71V72H130ZM134 71V70H133ZM134 71V72H135ZM163 71V72H162ZM195 71V72H194ZM231 71H233V72H231ZM238 71V73H235V72H237ZM244 71V72H243ZM247 71V72H246ZM248 71H250V72H248ZM90 72H91V75H90ZM98 72V73H97ZM106 72H109L108 73V75H106L107 77H105L104 76V74H107ZM116 72V73H115ZM125 72V73H124ZM130 72V74H132V75H134L135 74V76H132V77H130V75H128V73ZM156 72H157V74H158V76H159V78H158V76H157V74H156ZM165 72V73H164ZM205 72V73H204ZM49 73V74H48ZM65 73V74H64ZM92 73H94V75H92ZM100 73H102V74H100ZM138 73H140L139 74V76H138ZM163 73H164V75H163ZM228 73V74H227ZM240 73V74H239ZM249 73H251L250 75H249ZM46 74H47V76L48 75H50L49 77H50V79L46 76ZM61 74V75H60ZM114 74H115V76H114ZM118 74H120V77H119V75ZM125 74H127V79L126 80H124L125 79ZM137 74V75H136ZM142 74V75H141ZM148 74H150L149 76H147ZM169 74V75H168ZM225 74V75H224ZM236 74L238 75V76H236ZM243 74H244V76H243ZM261 74H262V76H261ZM43 75H45V76H43ZM57 75H58V77H57ZM69 75V76H68ZM101 76L102 75V77L104 76V78H105V81H103L102 82V79L104 80V78H102L101 79V81L99 80V78L100 77H96V76ZM117 75H118V77H117ZM147 76V77H145V76ZM166 75V76H165ZM219 75H220V77H219ZM223 75V76H222ZM228 75H229V77H228ZM235 75V77L233 78V76ZM242 75V76H241ZM249 75V76H248ZM259 75V76H258ZM34 77V80H33V77ZM36 76V77H35ZM38 76V77H37ZM40 76L43 78H41L40 79ZM62 76V77H61ZM81 77V79H84V78H86L85 80H81L80 79V77ZM85 76V77H84ZM110 76V77H109ZM155 76H157V78L155 77ZM216 76H218V77H216ZM222 76V77H221ZM225 76V77H224ZM261 76V77H260ZM28 77H30L31 78V80L33 81H31ZM59 77H61V78H59ZM77 77H79V78H77ZM82 77H84V78H82ZM113 78V79H110V78ZM140 77V78H139ZM142 77H144V79L142 78ZM244 77V78H243ZM247 77H249V79L247 78ZM256 77H260V78H256ZM36 78V79H35ZM38 78V79H37ZM44 78H45V80L48 78V80H44ZM52 78V79H51ZM90 78V79H89ZM93 78V79H92ZM97 78H98V80H97ZM129 78H131V79H129ZM137 78H139V79H137ZM146 78H148V79H146ZM165 78V79H164ZM167 78V79H166ZM29 79V80H28ZM57 79H58V82H56L57 81ZM94 79H96L97 81L96 82H94L95 80ZM123 81H122V80ZM129 79V80H128ZM149 79H150V83H152V84H149ZM159 79H161V80H159ZM195 79V80H194ZM204 79H206V81L204 80ZM255 79H257V80H259V81H254ZM263 79V80H262ZM50 80V81H49ZM53 80V82L51 83V81ZM56 80V81H55ZM89 80V82H87ZM94 82V83H96V84H98V86L97 85H95L92 81ZM111 80H113L112 82H115V83H112L111 82ZM147 82H146V81ZM157 80V81H156ZM205 82H204V81ZM208 80V81H207ZM250 80H253L252 82L250 81ZM25 81H26V83H25ZM32 83H31V82ZM36 81H38V83L36 84ZM86 81V82H85ZM108 81V82H107ZM130 81H132L133 82V84L130 82ZM135 81H139V82H135ZM158 81H159V83H158ZM169 81H171V82H169ZM39 82H41L42 84H45L44 86L46 87H42L43 85L41 84V83H39ZM55 82V83H54ZM82 82V83H81ZM84 82V83H83ZM98 82V83H97ZM128 82V83H127ZM130 82V83H129ZM143 82V83H142ZM184 82H186V83H184ZM208 82H210V85H209V83ZM212 82V83H211ZM214 82V83H213ZM253 82H256V83H253ZM257 82H258V84H257ZM21 83H22V85H21ZM49 85H48V84ZM51 83V84H50ZM74 83V84H73ZM109 83H111V85L109 84ZM139 83H141V84H139ZM146 83V84H145ZM205 83V86L204 87H201V85L202 84H204ZM260 83V84H259ZM24 84H26L25 86H27L28 84V87L26 88V87H24ZM37 85V86H39V87H36L35 85ZM72 86H71V85ZM80 84V85H79ZM81 84H82V86H81ZM92 84H94V85H92ZM104 84V85H103ZM114 84H116L115 86H114ZM125 84H128V85H125ZM138 84L140 85V87H141V90L139 89V87H138ZM159 84H161V85H159ZM168 84V85H167ZM180 84V85H179ZM207 84H208V86H207ZM212 84V85H211ZM251 86H250V85ZM258 85V87L256 88L255 86L256 85ZM10 85V86H9ZM34 85V86H33ZM42 85V86H41ZM75 85V86H74ZM78 86V88L76 89V87ZM84 85V86H83ZM101 85V86H100ZM121 85H124L127 89H125V87L124 86H122V88H124L123 90H120V89H122L121 88ZM136 86L137 85V87H134V88H132L133 86ZM142 85H144L143 87H142ZM147 85H149L148 87H147ZM184 85V86H183ZM12 86H14L13 88H12ZM24 87V88H22V87ZM80 86H81V88H80ZM94 88H93V87ZM104 86H106V87H104ZM108 86H110V87H108ZM129 86V87H128ZM249 86V87H248ZM261 86V87H260ZM6 87V88H5ZM31 87H33L32 89H31ZM36 87V88H35ZM87 87V88H86ZM90 87H92V89H90ZM95 87H97V88H95ZM112 87V88H111ZM113 87H115L114 89H115V91H114V89H113ZM149 87H152V88H149ZM179 87V88H178ZM202 89H201V88ZM10 88H12L11 90H10ZM37 88H39L38 90H37ZM45 88V89H44ZM54 88H56V89H54ZM84 88H86V89H84ZM90 90H89V89ZM136 88V89H135ZM149 88V89H148ZM183 88V89H182ZM253 90H252V89ZM255 88V89H254ZM24 89V90H23ZM43 89V90H42ZM51 89V90H50ZM78 89H80V90H78ZM100 89V90H99ZM105 89V90H104ZM176 89V90H175ZM242 89V88H241ZM22 90V91H21ZM65 90V91H64ZM93 90V91H92ZM96 90V91H95ZM117 90V91H116ZM131 90L133 91L132 93H131ZM147 90V91H146ZM149 90V91H148ZM208 92H207V91ZM254 90L257 92V91H259L258 92V94H257V96L255 95L256 94V92H255V94H254ZM14 91V90H13ZM12 91V92H13ZM36 91H37V93L39 92V91H41V92H39L38 93V95L36 94ZM98 91V93H96ZM100 91V92H99ZM107 91L109 92H113V94H110V92L109 93H107ZM121 91H122V93H121ZM124 91H127V93L128 92H130L132 95L134 94V93H136V94H138V96L137 95H135L134 94V97L132 98V96H131V94L130 95H128L127 94V96H128V98H130V99H128V101H129V103L128 102H126L127 104L126 105H123V104H125V101L124 100H126L127 99V97L123 94V92ZM136 91H138V93L136 92ZM153 93H152V92ZM165 91V92H164ZM193 91V92H192ZM209 91H210V93H209ZM249 91V92H248ZM3 93V95L4 94H6V93ZM9 92V93H8ZM11 92V93H12ZM70 94H69V93ZM92 92V93H91ZM116 92H117V95H116ZM142 93V94H140V93ZM186 92V93H185ZM250 92H253V99L251 98V97H249L250 96ZM20 93V94H19ZM22 93V94H21ZM42 93V94H41ZM55 93V92H54ZM55 93V94H56ZM59 93V94H58ZM66 93H68V94H66ZM118 93H120L119 95H118ZM6 94V95H7ZM33 94H34V96H33ZM61 94V95H60ZM81 94H82V96H81ZM86 96V98H85V96ZM90 95V97H89V95ZM104 94H106V95H108V94H110L113 98H114V96L116 95V97H119L118 99H120V97H121V99H120V101L121 100H123V101H117L116 100V97L113 99L110 95H108V96H105ZM121 94H123V95H121ZM174 94V95H173ZM3 95H2V97L0 96V101L2 102V101H4L5 100V96L3 97ZM69 95H72V96H69ZM87 95H88V98H87ZM247 95H249V96H247ZM67 96H68V98H67ZM92 96V97H91ZM131 96V97H130ZM135 96H136V98H135ZM140 96V97H139ZM142 96H143V98H142ZM198 96V97H197ZM243 96V97H242ZM33 97V98H32ZM59 97H61V98H59ZM74 97V98H73ZM96 97V98H95ZM124 97V99H122ZM125 97H126V99H125ZM139 97V98H138ZM205 97H207L206 99H203V98H205ZM239 97L241 98V99H239ZM244 97H247V98H244ZM249 97V98H248ZM63 98V99H62ZM73 98V99H72ZM75 98H78V99H76L77 101H75ZM82 98H85V100H83ZM90 98V99H89ZM108 98V99H107ZM112 98V99H111ZM192 100H191V99ZM197 100H196V99ZM201 100H200V99ZM236 98H237V100H236ZM60 101H58V100ZM65 99V100H64ZM86 99H88V100H86ZM93 99V100H92ZM105 99H107L111 104H113V102L115 103L116 101L118 102V103H115V104H113V106L115 105L116 107L114 108L109 102H107V100H105ZM132 99H136L135 100V102H132L131 100ZM139 99H141L142 100V102H141V100L139 101ZM147 99V100H146ZM181 99V100H180ZM184 99V100H183ZM231 99V100H230ZM234 99H235V101L237 102H235L234 101ZM68 100V101H67ZM69 100H70V102H69ZM74 100V103L72 102ZM105 100V101H104ZM111 100H113V101H111ZM169 100H171V103H169L170 101ZM174 100V101H173ZM186 100H187V103H186ZM209 100V101H208ZM257 100V101H256ZM55 101H57V102H59L58 104L55 102ZM63 101H65V103H63ZM86 101V102H85ZM99 102L98 103V106H97V109L98 110H94V111H91V113H88V111L85 109L86 108V105L88 104V103H92V102ZM127 101V100H126ZM139 103H137V102ZM185 101V102H184ZM227 101V102H226ZM238 101L240 102V105L238 104ZM241 101H242V104H241ZM249 101H250V103H249ZM54 102H55V104H54ZM67 102H68V104H67ZM71 102H72V104H71ZM101 102V103H100ZM102 102L104 103V104H102ZM106 102L108 103V104H106ZM179 102V103H178ZM208 102H209V104H208ZM76 103H78V105L76 104ZM84 104V105H82V104ZM85 103H86V105H85ZM122 103V104H121ZM130 103H132V104H130ZM133 103H134V105L135 106H137V107H134V105H133ZM142 103V105H143V103L145 104L144 106H145V109H146V111H145V109L142 107V105H141V109L142 110H140L139 108H140V104ZM181 103V105H179ZM186 103V104H185ZM225 103V104H224ZM233 103H235V104H233ZM12 104H14V103H12ZM53 104V105H52ZM80 104V105H79ZM112 106V108H111V106ZM117 104H119L118 105V107H117ZM129 104V105H128ZM170 104H171V106H170ZM176 104V105H175ZM178 104V105H177ZM183 104V105H182ZM228 104V105H227ZM250 106H249V105ZM45 105V106H44ZM48 107H47V106ZM49 105H52L54 108L56 107V108H60V109H56V110H54V108H49L50 106ZM58 105L60 106V107H58ZM71 106L72 105V107H69V106ZM73 105H74V107H73ZM89 105V104H88ZM108 105V106H107ZM121 105H123V106H121ZM133 105V106H132ZM175 105V106H174ZM51 106V107H52ZM64 106H66V108L64 107ZM105 106V107H104ZM124 106H127L128 107V109L126 108L125 109V107ZM131 106V107H130ZM159 106H161V107H159ZM163 106V107H162ZM189 106V105H188ZM187 106V107H188ZM43 107H44V109H43ZM47 107V108H46ZM81 107H84L83 109L81 108ZM99 107V108H98ZM121 107V108H120ZM159 107V108H158ZM165 107V108H164ZM171 107H173L172 108V110H171ZM224 107H226L227 109H225ZM232 107V108H231ZM239 107H242V108H239ZM244 107V108H243ZM61 108H62V110L65 112H63V111H61ZM67 108H72L71 110H68ZM74 108V109H73ZM77 108V109H76ZM81 108V109H80ZM106 110H110L111 112L109 113V111L107 112V113H105L106 111H104L105 109ZM108 108H111V109H108ZM114 108V110H112ZM118 108V109H117ZM123 108H124V110H123ZM176 108H177V110H176ZM46 109V110H45ZM48 109H50V110H48ZM85 109V110H84ZM115 109H117L116 110V112H115ZM135 109V110H134ZM153 110L154 111V109H155V113H154V115H153V111H150V110ZM160 109H162L161 111H160ZM165 109H167V110H165ZM175 109V110H174ZM247 109V110H246ZM45 110V111H44ZM52 110H54V111H52ZM59 112H58V111ZM102 110H103V112H102ZM120 110V111H119ZM122 110V111H121ZM133 110L135 111V112H133ZM138 110H140L141 112H139ZM159 110V111H158ZM47 111H49V112H47ZM51 111V112H50ZM74 112V114H72V112ZM101 111V112H100ZM113 111V112H112ZM123 111H125V112H123ZM131 111V112H130ZM148 111V113H146ZM169 111H171V112H169ZM50 113V114H47V113ZM69 112V113H68ZM78 112V113H77ZM84 112V113H83ZM121 112V114H122V117L120 116V113ZM139 112V113H138ZM149 112H151V113H149ZM1 113V112H0ZM43 113H46V114H43ZM60 113V114H59ZM79 113H81V114H79ZM82 113H83V115H82ZM108 113L110 114V115H108ZM116 113H118V114H116ZM133 113H135L134 115H133ZM141 113V115L143 116H141V115H139ZM54 114V115H53ZM67 114V115H66ZM71 114V115H70ZM88 114V115H87ZM93 115V117H92V115ZM102 114H105L104 116L102 115ZM106 114L108 115V116H106ZM126 114H130V116L128 117L129 119L131 118V116H133L128 122H127V120H128V118H127V120H125L124 118H123V116L125 115V116H127ZM144 114V115H143ZM259 114H262V115H260L259 116V118H258V115ZM1 115V114H0ZM43 115L45 116V117H43ZM60 115H63V117H69L68 119L67 118H62V116H60ZM79 115H80V118H79ZM102 115V116H101ZM146 115L148 116V115H150V116H148V117H146ZM156 115V116H155ZM254 117H253V116ZM60 116V117H59ZM73 116V117H72ZM78 116V117H77ZM95 116H96V118H95ZM216 116V115H215ZM220 116V117H219ZM250 116H251V118H250ZM261 116H263V117H261ZM46 117H47V119H46ZM48 117H50V118H48ZM58 117V118H57ZM72 117V118H71ZM84 117V118H83ZM87 117V118H86ZM91 117V118H90ZM137 117V118H136ZM231 117H232V119H231ZM262 119H261V118ZM75 118V119H74ZM77 118V119H76ZM86 118V119H85ZM102 118V119H101ZM108 118V119H107ZM109 118H111V119H109ZM112 118H114L115 119V121L112 119ZM250 118V119H249ZM253 118V119H252ZM50 119H52V120H54L55 119V122H56V126H58V127H56L55 125H53V123H55V122H53L52 120H50ZM59 119H60V121H59ZM67 119V120H66ZM81 119H83V120H81ZM136 119L138 120V123L140 124V122L143 124V123H145V124H140V126H139V124L138 123H136ZM147 119V120H146ZM240 121H238V120ZM50 120V121H49ZM70 120H71V122H70ZM72 120H74V123H73V121ZM81 120V121H80ZM84 120H85V122H84ZM90 120V121H91ZM252 120V121H251ZM262 120V121H261ZM4 121H6V120H2L1 121V123L2 122H4ZM12 120H7L6 122H7V124H9V125H6L5 124V122H4V124L2 123V125H0V126H2L1 128H0V131L1 130H3V131H5V133L3 132H0V136H4V137H6V138H8L7 140L8 141H11V144L9 145V144H6L7 146H5V144L4 145H0L1 147H0V152L2 153V157H3V160H9V157L10 156H12V157H10V159L11 160H9V161H7V163H6V165L7 164H9V162L13 165V163H14V161L13 160H15L14 158H16V161L17 162H15L14 163V165L13 166H15V165H19V163L20 162H22V161H18V160H23V162L27 159V157H26V151H28L30 148H31V145L30 146H27V145H25L26 147H29V149L28 148H26L25 146H22L23 148H20L21 146H18L14 141H15V139H16V137L17 136H22L23 134H25L26 133V131L28 130V129H30V128H32V126H31V122H26V123H21V124H19L18 122H15V121H12ZM66 121H68L67 123H66ZM79 121H80V123H79ZM104 121V122H103ZM140 121V122H139ZM235 121V122H234ZM10 122H11V124H10ZM122 122V123H121ZM124 122V123H123ZM134 122H135V124H134ZM237 122H239V126H238V123ZM248 122V123H247ZM253 122H256L255 124H253ZM30 123V124H29ZM63 123V124H62ZM78 125H77V124ZM120 123V124H119ZM129 124V123H132V125L131 124H129L130 126H132V128L130 127V129H132V130H130L129 131V127L128 126H125L124 124ZM237 123V126L235 125ZM242 123V124H241ZM12 124H16L15 126L14 125H12ZM18 124H19V127H18ZM77 126H76V125ZM138 124V125H137ZM232 124V125H231ZM21 125H23L22 127H24V128H22L21 127ZM53 125V126H52ZM134 125H135V127H134ZM230 125V126H229ZM5 126V127H4ZM8 126V127H7ZM67 126V127H66ZM71 126V127H70ZM117 126H118V128H117ZM136 126H139V127H137L136 128ZM212 126H213V128H214V130H213V128H212ZM229 126V127H228ZM244 126V127H243ZM256 126V129L258 128H260L261 130H263L261 133H259V131H261L260 129L257 131V130H254V128L253 127H255ZM4 127V128H3ZM18 129H17V128ZM59 127H61V130L63 129V131H61L60 130V128ZM119 127H121V128H119ZM126 128L127 127V129L125 130V129H123V128ZM223 127V128H222ZM247 127V128H246ZM7 130H6V129ZM20 128V129H19ZM58 128V129H57ZM117 128V129H116ZM208 128V129H207ZM221 128V129H220ZM229 128V129H228ZM235 128V129H234ZM15 131H14V130ZM70 129V130H69ZM136 129V130H135ZM207 129V130H206ZM220 129V130H219ZM226 129V130H225ZM11 130V131H10ZM53 130V131H52ZM125 130V131H124ZM205 130V131H204ZM211 130H213V132L211 131ZM222 130H223V132H222ZM235 130H237V131H235ZM110 131H112V134H111V132ZM132 131V132H131ZM200 131V132H199ZM226 131H227V134L228 135H226ZM11 132H14L15 134L13 135ZM202 132L204 133L203 135H202ZM208 132H210V133H208ZM212 132V133H211ZM229 132L231 133V134H229ZM251 132V133H250ZM10 133V134H9ZM63 133V134H62ZM127 135H126V134ZM129 133H131L132 134V136H129L130 134ZM218 133H221V135H218ZM223 133V134H222ZM10 136H9V135ZM19 134V135H18ZM22 134V135H21ZM110 135V137H108V135ZM124 134V135H123ZM129 134V135H128ZM201 134V135H200ZM208 134H211V135H208ZM214 134H216L215 136H213ZM12 135V136H11ZM56 135V136H55ZM196 135H200L199 137L198 136H196ZM230 135V136H229ZM244 135V136H243ZM260 135V136H259ZM105 136V135H104ZM193 136H194V138H193ZM196 136V137H195ZM203 136L206 138V140H207V145L209 144V147L207 148L208 150H206V147H207V145H205L206 144V141H205V138L203 139ZM212 136V137H211ZM220 136V137H219ZM222 136V137H221ZM249 136V137H248ZM262 136V137H261ZM4 137H0V142H2L3 140H4ZM134 137V138H133ZM228 137V138H227ZM13 138H15V139H13ZM53 138V139H54ZM67 138V137H66ZM130 138V139H129ZM133 138V139H132ZM192 138V139H191ZM209 140H208V139ZM212 138L214 139V142H212L213 140H212ZM256 138H255V140H256ZM261 138V139H260ZM211 139V140H210ZM230 139V140H229ZM14 140V141H13ZM55 140V139H54ZM217 140V141H216ZM253 142H252V141ZM256 140V141H257ZM263 140H261V141H263ZM202 141H203V143H202ZM126 142V143H125ZM209 142H211V143H209ZM219 142V143H218ZM124 143V144H123ZM217 143V144H216ZM223 143V144H222ZM114 144H116V145H114ZM121 144H122V146H121ZM211 144V145H210ZM218 144H219V146H218ZM206 146L205 147V149H204V147L203 146ZM216 145V146H215ZM222 145V146H221ZM115 146V147H114ZM211 146H212V149H211ZM215 146V147H214ZM11 147H12V149L13 150H15V151H12V149H11ZM25 147V148H24ZM109 147V148H108ZM116 148V149H114V148ZM215 148V150H214V148ZM218 147V148H217ZM225 147H227V146H224V148ZM88 148H89V150H88ZM122 148V149H121ZM188 148V149H189ZM196 148H197V150H196ZM22 149H24V150H22ZM28 149V150H27ZM8 150V151H7ZM11 150V151H10ZM18 150H20V152L18 151ZM90 150H93V151H90ZM98 150H100V151H98ZM205 150V151H204ZM212 150H214V151H212ZM258 150H260L259 152H258ZM3 151V152H2ZM5 151V152H4ZM112 151V152H111ZM189 151V150H188ZM194 151V152H193ZM201 151V152H200ZM209 151H210V153H209ZM17 152V153H16ZM25 153V155L23 156V154ZM90 152V153H89ZM198 152H199V154H201V155H199L198 154ZM208 154H207V153ZM256 152V153H255ZM258 152V153H257ZM0 153V154H1ZM5 155H4V154ZM6 153H7V155H6ZM23 153V154H22ZM99 153V154H98ZM111 153V154H110ZM188 154V155H186V157H184L185 155L184 154ZM204 153V155L202 156V154ZM76 154H77V156H76ZM85 155V156H84ZM87 155V156H86ZM194 155H198V157L197 156H195L196 157V159H192V161H191V158L194 156ZM212 155V156H211ZM92 156V158L90 159V157ZM102 156H103V158L104 159H101L102 158ZM184 157L183 159H182V157ZM189 156V157H188ZM192 156V157H191ZM199 156H200V158H199ZM14 157V158H13ZM78 157V158H77ZM211 157V158H210ZM213 157V158H212ZM21 158V159H20ZM25 158V159H24ZM185 158H187V160H190V161H187V160H185ZM206 160H205V159ZM262 158H264V154H262V157H259V158H257V161H256V165L254 166V168H252V169H250V171H248L247 173H243V174H245V176L243 177V178H239L238 177V179H236V182H234V183H236V184H234L233 185V183L232 184H230L231 186H229V185H225V187H227V188H223V187H221V188H217V189H219V191H221V190H223V189H226V193L227 194H224L225 193V190H223V191H221V193L220 194H217L218 196V198H220V196L222 197V196H224V198L225 197H227V198H225V199H231V200H236L237 202H238V200L240 201V199H243L244 197H246L248 194H250L251 192H253V193H257L258 191H262L261 193H264V162H262ZM2 159V158H1ZM179 159H181V161H182V163L180 162V160ZM210 159H211V161H210ZM183 160H184V162L186 163V165L187 166H185V163L183 162ZM200 160V161H199ZM202 160H204L203 162H202ZM209 160V161H208ZM12 161H13V163H12ZM101 161L103 162V163H101ZM193 161H195L197 164H198V162H199V164L197 165V166H199V167H197L196 166V163L195 162H193ZM22 162V163H23ZM91 162H93V164L91 163ZM94 162H95V164H94ZM193 162V163H192ZM200 162H202V163H200ZM206 162V165L207 164H209V165H205V166H203L204 164L203 163H205ZM208 162V163H207ZM180 163V164H179ZM184 163V164H183ZM188 163L191 165H188ZM66 166H65V165ZM89 164H91V166H92V169H91V167H90V165ZM174 164V165H173ZM202 164V165H201ZM6 165H2V166H0V168H5V166ZM69 165V166H68ZM196 167H195V166ZM68 166V167H67ZM189 166H190V170H193L194 171V169H192V168H196V171H194V172H196L198 175H201L203 172V175L202 176H200V177H198V176H196L197 174H195L194 172H191L190 170H189ZM210 166V167H209ZM90 167V168H89ZM96 167H95V169H96ZM99 167V168H100ZM187 168V170H186V168ZM192 167V168H191ZM205 167V168H204ZM208 167V168H207ZM87 168V169H86ZM204 170H203V169ZM207 168V169H206ZM88 169H90V170H88ZM183 169V170H182ZM200 169V171H198ZM86 170V171H85ZM175 170H177V171H175ZM206 170V171H205ZM88 171V172H87ZM90 171V172H89ZM181 171V172H180ZM183 171V172H182ZM190 171V172H189ZM198 171V172H197ZM83 172H85V174L83 173ZM87 173V174H86ZM65 174V175H64ZM60 175H61V177H60ZM82 175V176H81ZM84 175V176H83ZM52 176V177H53ZM66 176V177H65ZM193 177V178H192ZM196 177V178H195ZM187 178H189V179H187ZM192 178V179H191ZM60 179V180H59ZM191 179V180H190ZM196 179V180H195ZM251 179H253V180H251ZM67 180V181H66ZM163 180H164V182L166 181V179H164V177H163ZM191 182H190V181ZM212 181H211V183H212ZM65 182V183H64ZM217 182V181H216ZM64 183V184H63ZM190 183V184H189ZM193 183H194V186H193V189L191 188V186L193 185ZM62 185V186H60V185ZM192 184V185H191ZM191 185V186H190ZM196 185V186H195ZM261 185V186H260ZM211 186V187H210ZM230 188H229V187ZM234 186V187H233ZM30 187V186H29ZM53 187V188H52ZM188 187V188H187ZM232 187V188H231ZM239 187V188H238ZM28 188V187H27ZM56 188V189H55ZM190 188V189H189ZM208 188V189H207ZM213 188V187H212ZM216 188V187H215ZM209 189V193H207V194H209V196L207 197V198H210V195L211 194H214V192H215V196H216V193H218V190L217 189ZM229 188V189H228ZM253 188H254V190H253ZM257 188H259L258 190H257ZM29 189V188H28ZM53 189V190H52ZM206 189H207V191H206ZM232 189H234L233 191H232ZM57 190V191H56ZM200 190H201V192H200ZM205 190V191H204ZM214 190V191H213ZM227 190H229V191H227ZM217 191V192H216ZM257 191V192H256ZM224 192V193H223ZM231 192V195H229V193ZM250 192V193H249ZM259 192V193H260ZM211 193V194H210ZM62 194V195H61ZM143 195H145V198L147 199V201H149V202H151V201H154V199H156V194H155V192H154V190L153 189H147L144 193H143ZM226 195H229V196H226ZM50 196H53V197H50ZM57 196V198H55ZM59 196V197H58ZM214 195H212L211 196V198H215V199H217V197H215ZM47 197V198H46ZM43 198L41 199V200H43ZM53 198V199H52ZM197 198V197H196ZM210 198V199H211ZM52 199V200H51ZM152 199V200H151ZM6 202L7 203H9V202H11V201H4L3 203L4 204H6ZM127 202H130L129 201V199H120L119 198V200H115L114 201V203L112 204V205H110L109 207H108V214H109V216H110V219L113 221V222H115V220H119L116 224H118L119 222H122V219H123V221L125 220V222L124 223H121V225H123L124 226V233H128L127 234V238L129 239V241L130 240H132V242H133V244H132V248H133V250L136 248V249H138L139 251H138V253H135V254H132L133 256H131L130 258H125V257H120V258H118L117 256H115L114 255V258H113V255H112V253L108 250L109 249V246H108V244H106L107 242L105 241V239H103L104 238V236H102L100 233H98L96 230H94L93 228H91V227H89V226H87L88 225V223H89V221H88V219H89V217H87V213H85L84 212V210L81 208V207H78V206H74V205H68V207L66 206V208L65 209H63V215L61 214L60 215V219L62 220L61 222H62V224L64 225V227H65V225L66 226H68V227H71V230L73 229L74 231H71L70 230V233L68 234V236L66 237V238H64V239H61V240H59V242H56V245H57V247H58V249L60 250V251H62V248H64L63 250H65V248H66V250H65V252L63 251V253L61 252V255H58V254H56L55 256L54 255H52L50 258H46V257H44V255H42V253H40V254H38L37 256H32V255H27V254H20V256H19V258H17L16 260H17V262H18V264H82V260H84L85 262L87 261V263H85V262H83V264H112V263H115V264H189L188 262H186L187 261V259L186 258H188L189 257V253H190V251H189V248H190V245H189V243H188V241L185 239V237L184 236H182L181 234V232L183 231V228L180 226V225H177V224H175V222L173 221L172 222V220H170L169 219V217H166V216H163V217H155V216H152L151 218H148V217H146L145 215H143V213L141 212V210H142V208H141V206L139 207V205H137V207H135L134 209H131V206H128L129 204H127ZM41 203H42V205H41ZM35 204H36V206H35ZM38 206V207H37ZM71 206V207H70ZM128 208V209H127ZM141 208V209H140ZM76 209V210H75ZM80 209V210H79ZM115 209V210H114ZM125 209H127V210H125ZM67 210V211H66ZM122 210H125L126 212L128 211V213L129 214H125V212L123 211L122 212ZM134 210H135V212L136 213H134ZM118 211V212H117ZM120 211H121V215L119 214L120 213ZM140 212H141V214H140ZM82 214V215H81ZM114 214H116V215H114ZM119 216H118V215ZM77 215V216H76ZM62 216V217H61ZM83 216V217H82ZM113 217V218H112ZM120 217H122V218H120ZM115 219V220H114ZM120 219H121V221H120ZM66 223V224H65ZM68 223V224H67ZM130 223H131V225H130ZM132 223H133V226H132ZM174 223V224H173ZM75 224H76V226L77 227H75ZM120 224V223H119ZM126 224H129V225H126ZM135 224V225H134ZM138 224H140L139 226H138ZM176 225V226H175ZM181 227V228H179V227ZM68 227H66L67 229H68ZM74 227V228H73ZM128 227V230L126 229ZM132 227V228H131ZM77 228V229H76ZM130 228L132 229V231L130 230ZM78 230V231H77ZM77 231V232H76ZM130 231V232H129ZM135 231V232H134ZM181 231V232H180ZM72 232V233H71ZM76 232V233H75ZM79 233V234H78ZM71 234H73V235H71ZM132 235V236H131ZM184 237V238H183ZM70 239H72V240H70ZM86 239V240H85ZM182 239V240H181ZM67 242H66V241ZM74 241V242H73ZM70 242L71 243H73V244H70ZM77 242H78V244H77ZM101 242V243H100ZM105 242V243H104ZM131 242V241H130ZM131 242V243H132ZM136 242V243H135ZM59 243V244H58ZM91 243H93V244H91ZM61 244V245H60ZM75 244V245H74ZM101 244V245H100ZM149 245L150 247H152V249H154L153 250V252H152V255L147 259V261H145L144 262V256H143V254L141 253L142 251L140 250L144 245ZM151 244H152V246H151ZM65 245H67V246H65ZM69 245V246H68ZM72 245H73V247H72ZM62 246V247H61ZM77 246V247H76ZM56 247V246H55ZM71 247H72V249H71ZM105 247V248H104ZM140 247V248H139ZM154 247V248H153ZM100 248V249H99ZM46 249H48V245L46 246V248H44L43 247V249L41 250L42 252H46L45 250ZM67 249H71V250H67ZM92 249V250H91ZM106 249H107V251H106ZM135 249V250H136ZM182 249V250H181ZM76 251V252H84L83 254H79L78 255V257H77V259H73V258H71L67 253H69V251ZM100 250V251H99ZM187 250V251H186ZM68 251V252H67ZM85 251H86V253H85ZM92 251H93V253H92ZM101 254H99L98 252ZM106 251V252H105ZM141 251V252H140ZM87 252H89V253H87ZM91 252V253H90ZM95 252H97V253H95ZM55 253H57V252H55ZM65 253V254H64ZM108 253V254H107ZM157 253V254H156ZM183 253V254H182ZM67 254V255H66ZM86 255V257L85 256H83V255ZM89 254H91L90 256H89ZM97 254H99L100 256H98V257H104L105 259H103V260H100V259H97V257H96V255ZM184 254H186V255H184ZM58 255V256H57ZM81 255H82V257H83V259H82V257H81ZM95 255V256H94ZM106 255H107V259L108 260H106ZM112 257H111V256ZM22 256V257H21ZM92 256V257H91ZM80 257H81V259L82 260H80ZM87 257H88V259H87ZM91 257V259H89ZM109 257V258H108ZM94 258V259H93ZM71 260V261H70ZM73 260H75V261H73ZM76 260H78V262L76 261ZM141 260V261H140ZM41 261V262H40ZM79 261H81V262H79ZM116 261H117V263H116ZM20 262V263H19ZM126 262V263H125ZM137 262V263H136ZM180 262V263H179Z\"/></svg>","mask_w":264,"mask_h":264}]
</instances>
